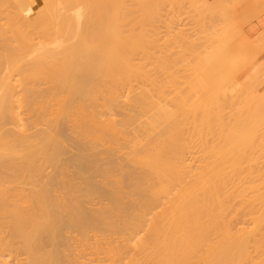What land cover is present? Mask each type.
<instances>
[{"label": "bare ground", "instance_id": "6f19581e", "mask_svg": "<svg viewBox=\"0 0 264 264\" xmlns=\"http://www.w3.org/2000/svg\"><path fill=\"white\" fill-rule=\"evenodd\" d=\"M9 1L10 0H0V6H1V4H3V2H5V3L11 2V1L10 2ZM67 1H69V0H67ZM88 1H87V4L85 1V3L83 2L84 4L82 3V5H84V6L88 5L89 4ZM113 1L114 0H112V1L110 0V2L112 4H113ZM117 1H119V0H117ZM152 1H154V0H151V3H152ZM162 1L163 0H161V2ZM133 2H134V0H133ZM145 2H146L145 9H147V7H148L147 2L149 4L150 0L145 1ZM154 2H156V0ZM171 2H172V0H171ZM173 2H174V0H173ZM181 2H183V1L181 0ZM5 3H4V5H5ZM66 3L67 2L65 0H44V1L43 0H24V4L22 5V6H24L23 7L24 9H28V10L29 9H32V10L36 9L35 11L40 9L41 12L42 11L45 12L47 17H48V9L50 11V14H49L50 18L48 17L50 19V21H48V22L51 23L53 32H50V35L47 37V34H44V33H46L44 28H42V30L39 28L40 32L37 31V32H39L38 33L39 40L41 38L42 39L40 40V42L38 39H36V40H38V41L35 40L37 43L32 41V40H30V41L28 40V39H31L30 37H32V35H33V34H31L32 31H30V30H32V28L31 29L28 28V30L30 29L29 31L31 32L30 33L31 36H29V38H28L26 36H28L27 34H29L28 33L29 31L25 30V31H27L25 33H23L24 31H22L25 29L24 26L21 27V28H23L22 30L19 29L20 25L18 26L19 28H16L17 26L13 27V25H16V24L18 25V24L22 23L21 22L23 20L22 15L24 13L20 14L21 11H20V13L19 12L17 13L18 15H16L14 13V16L12 15L13 16V18H12L11 14H12V12H15V11H12L13 8L11 7L10 10L12 12H9L10 20H9V16H8V18H6L8 20L7 24H10L9 22H11L12 19L16 18V16L18 17L19 15H21L20 16L21 18L20 17H18V18H20L22 20L20 21V19H19V21L21 23L16 20L17 22H19L16 24H15L16 21L11 22V24L14 23L11 26V27H13L12 31H11V27H9V25L7 28L12 33V35L15 36V38L19 37L18 39L16 38L17 40L15 38H13L16 41L13 40L12 38L11 39H12V43L16 42L15 45H19L18 47L21 50L18 49L17 46L15 47V46L8 44L6 42L5 43L7 45H11V46L9 48V46L5 45L6 46L5 47L4 43L0 40L3 43V47L5 48V49L3 48V50L6 51L5 55L10 52L9 50H11L12 46L15 47V48H13L15 50L12 49L13 53L10 52L11 55L14 54L13 57L10 56V54L8 55L9 57L7 55L5 56L3 54L4 52L2 53V51H3L2 48L0 47V264H264V201L262 200V202H261V198L263 197V199H264V194H263L264 193L263 192L264 186H262V185H264V183L261 182L264 179V175H263L264 171L262 172L260 169L258 171H260L261 173L256 171L260 167V165L258 164L259 165L258 168L254 167L255 164L253 162H255V158H254V161H252V159L255 155H251V153L255 154V152H257L260 156L264 155V153H263L264 149H263V151H261L262 154L259 153V151L263 148L261 146L262 145L264 146V144H262V141H261V143H257V142L254 143L255 139H253V138H255L253 136L258 134L257 132L260 129L259 123H261V126L264 124V118H263L264 117V114H263L264 110L262 111V109L264 108V106H263L264 100H262L258 97H257V100H256V97H255V99H253V97L256 96L254 93L255 92L254 89L257 88V85L256 84H255L256 86L254 85L255 86L254 89L252 88L253 87L252 85L259 80V77H257L258 79H256L255 80L256 82H254V81H251L254 78V76H253L254 74L251 73V74H253L252 77H250L251 75H249V77L251 79V80L250 79L249 80L251 82L250 83L248 82V84H249L250 88H252V90H250L247 86L245 88L243 87L244 89H246V91H245L246 94H244L243 91L242 92L240 91L241 92V93L239 92L240 94L236 91L238 93L239 99H242L241 98L242 96L240 97V95L242 93H243L242 95H246L244 97V99H242L243 102L241 104L242 100L239 102L238 97L234 96L235 92L233 93V91H235V90H232L231 88H229V87L235 86L234 85L235 82L233 81L234 83L232 84L231 81L235 77L234 75H235L237 69H235L236 71H233L234 70L233 68L230 69L231 71L234 72V74L232 73L233 74V78L231 76L232 80L227 79V82L230 81L231 84L230 85L226 84V85H228V88L232 90V95H230L231 92L225 86V84H223L224 85L223 87H226L227 88L226 90H228L230 92V94H229V92L227 91L228 92V93L226 92L227 95L229 94L230 96H232V97L234 96L235 98H231L230 100L226 99V97H225L226 93L223 94V97H221V98L228 100L229 101L228 105L232 99L235 100L237 98L235 100L236 105L238 104V102L241 104V105H239L240 106V108H238L239 110L241 109V106L243 105L242 107H243L244 111L240 110L241 112H239V111L237 112L238 109L236 107L233 108V109L236 108L235 111L237 112V114L235 111H233V109L231 110V112L233 113L234 116H236L238 118L240 117L239 120H238V118L235 117V119H236V121H235V120H233L232 114H230V115L226 114L227 117L229 116V118L226 120L227 117L223 114H225L224 112H228V110H226L224 112H223V110H221L225 107L224 105L226 103L223 102L224 100L223 101L220 100V101H222V103H220L218 101V99H220V96L219 95L215 96L218 93H220L218 90H220L221 87H219L220 89H218V90H212V88L215 87V85H216L215 84L216 78L214 79V81H211L209 79L212 82V83L210 82L211 87H212L211 88V87H209L210 86L209 80H206L208 78L206 75V79H205L206 81L204 79L203 80L206 82V87H207V85H209V86L205 90H206V92H208L209 88H211L210 90L214 91L213 93L216 92L217 94H215L213 96L215 98H214V101L212 99V104L214 102V107H215L216 106L215 105L216 100L219 102V104H218V102H216V104H218V105L216 106V109H214L215 112L211 109V108H214L212 105H211L212 107L210 106L211 107L210 112L206 109L207 105L204 108L206 110V113H208V114L212 113L211 115H213V112H214L213 116L217 115L216 117H217L218 121H220V122H218L216 120V118L214 117L215 121L212 122V120H214V119H212L211 122L214 123L217 121L216 123L217 124L219 123V124L216 126V123H214V125L216 127L211 128V125H213V124L210 123V118H212L213 116L210 115V117H209L208 115L205 114V112L203 113V111H205V110H203L200 112L201 115H199V117L202 118V115L205 114L207 118L205 117V115H203L204 118L202 121V119L197 117V114L195 115L196 112H194V115H193V116H195L194 118L196 120L198 118V121H199V119L201 121V122L199 121L200 123L197 121L200 124V125H198L200 127V132L198 130L199 127H198V129H197V127H195V128L193 127V129L198 131L201 134L200 135L199 133L194 132L193 129L190 130V128H188L190 124H191V126H190L191 128L194 124L192 122L194 120V118L192 120L191 113H190V118L192 121L189 120L190 124H188V125L185 124L186 121L188 120L187 117L189 116L188 115L189 113H186L187 116H186V114L184 115V113L187 110L184 109L185 106L183 108V104H182V108L184 109V111H183L184 113H183L182 112L183 109L181 108V106H180L181 104L179 103V101L186 99V96H188V94L190 93L189 91H192L193 87H190L191 88L190 89L189 88L190 85L187 87V89H185L188 92V94L186 93V95L184 94L185 91L183 93H181L182 88L180 89L178 86L175 87V88L180 89V92H178V93H180L182 95L184 94L185 97L184 96L182 97V95H181V97L184 98L182 100L181 99L177 100V98L179 97V94L177 96H173L174 98L172 97L173 102H174V105L173 104L172 105H173L174 110L176 108L175 111L173 110V108L171 109V107H169V108L166 107L167 105L170 106V104L172 103V98H170L171 102L168 101V104L166 103L167 105L163 104V107L165 106L166 109H168V110L171 109L169 111L170 113L168 111H165L164 110L165 108H164L162 111L163 113L161 115V111L159 110L160 109L159 104L162 105L161 103L167 102V100H168L167 98H169V96H172V94L175 93L174 91H178L177 89L174 90L175 89L174 86H175V83L177 84V82H179L178 80H180V79L177 80L174 78L175 79V81H174L172 79L174 76L171 75V77H170V74L168 73L169 71L167 69H165V67L163 68L159 64V67L161 69L162 68L164 69V73L162 72V70L160 73L162 75L166 74L163 76H167L169 74V76H168L169 80L167 79L168 80L167 82L170 83L169 85L167 82H166L167 84H164V83L162 84V81L165 82V79H166V77H162L161 78L162 79L161 84L163 85V88H161L162 85L157 84L159 82H156V81L160 80V79L157 80L159 78L157 75H160L159 71L155 72V69H154L153 70L154 72L152 73L151 71H146L145 68H143V62H145V63L147 62L148 63L147 65L150 64L152 66L151 61H154L153 60L154 58L151 60L149 58L150 55H152V53H150L151 51L147 52L150 54H147L145 51V54L149 55L148 57L146 56L147 59H149L146 61H144L143 58H140V56H139V58H136V57L131 58L129 56V54H132L133 52L136 53L133 50H136V49H137V51L139 50L137 48V43H139V42L141 43L143 41L142 38L139 36L140 33L138 34L137 37L141 38V40L139 39L140 41H137L134 43L132 40L133 44H130V46L127 44L128 42H125L126 40L124 41L126 43V45L129 46V50L126 46V48L128 50L127 52L132 50L131 51L132 53L129 52V54L127 55L129 57H125L126 55L122 57L123 53L120 54L119 52H120V50H122V51H124V50L123 49L118 50L119 49L118 47H119V45H121V47L123 44L125 45V43H121L122 38L124 40L125 35H123L124 37H122L119 30L117 29L118 25H116L117 26L116 28L114 26V30H112V31L114 32V34H116L115 30L117 29L118 30L117 35L112 34L111 33L112 31L110 30L111 35H113L114 36L113 38L115 39V36H118L120 34L121 35L120 38L121 37L122 38H121V41H119L120 38L118 36L117 39L114 40V42L111 41L112 43H114L113 45L111 42H110V45H108V48H109V46H111V49L112 48L114 49L115 47H117L114 50H116L117 52L119 51L118 53L121 55V57H118L120 55H118V56L116 55L117 57H113L112 55H114V53L117 54L116 51H113L114 52L113 53L112 52L113 49L112 50H105L106 49L105 47L107 45L108 40L105 41L106 39L105 40L103 39V41L106 43L102 42L101 39H100L101 43H98V42H100L98 39H97L98 41H95V42L92 40V38H91V40H87V38H89L90 36H92L94 34V33H92L93 31L95 32V31L99 30V29H97L98 27H96L95 29H92L89 27V29L91 30L90 31L88 29V27L86 29H85V27H83L84 28V30H83L82 26L80 25L82 31H84V34L87 33V35H89V36L81 34L82 31L79 29L80 27H78L79 25H77V23L79 22L78 20L84 15L82 13L85 10L83 11L81 8H79L82 10V12L79 11V9H78V11H79L78 12L75 9L76 10V15H75L74 14L75 11L69 10L68 6H67L66 10H65V8H63V5L64 4L66 5ZM75 3H77V2H75ZM93 3L95 4V7H97L98 5L101 6V3L99 1H98V4H96V2H93ZM106 3H107V1H106ZM119 3H121V2L119 1ZM135 3H137V2L135 1ZM139 3H140V5H143V7L145 6L142 3V1L138 2L137 4L139 5ZM162 3H160L159 5H161ZM169 3H170V1H169ZM175 3H176V1L174 2V5H175ZM71 4H73L72 1H71ZM94 4H92L93 9H94ZM115 4L118 5V2ZM178 4H180V3L178 2ZM178 4L176 3V5H178ZM57 5H59V6H57ZM60 5H61V8H60L61 10L58 9V7H60ZM67 5H70V1H69V4L67 3ZM92 5L89 7H92ZM113 5H111V7ZM121 5H123V4H121ZM121 5L117 7L118 10L121 7ZM140 5L137 6L139 11L141 9H143L140 7ZM154 5H156V4L154 3ZM154 5L151 4V5H149V7L151 8V6H153L155 8ZM165 5H161V6L163 7ZM170 5H171V3H170ZM172 5H173V3H172ZM172 5H171V7H169V9L167 8L168 10H166V8L163 7V9L167 11L166 13L169 14L170 13L169 11H172V10H170V9H173L172 7L174 5L173 6ZM183 5H182V7H183ZM201 5L202 4H200V6ZM17 6H19L18 3H17ZM114 6L116 7V5H114ZM114 6L112 7V10H114L113 9ZM13 7H15V6L13 5ZM89 7H87V8H89ZM101 7H103V5ZM104 7L106 8L107 4ZM123 7H125V6H123ZM157 7H158V5H157ZM179 7H180V5L178 6V8ZM191 8H193V6H191ZM17 9H16V12L19 11L21 8L19 10H17ZM54 9H57L56 11H60V13L57 12V14H56L57 16L59 14H60L59 16H61L62 15L61 12L64 10L67 11V9H68L69 12H66V13L63 12V15L69 16V19L66 21L67 17L64 18V16H61L62 18L56 17L57 20L53 19L54 15L51 14V12ZM97 9L99 12L100 9L99 8H97ZM102 9H101V11H102ZM107 9L104 10V11H106V15H107V11L110 10V9L109 10H107ZM121 9H122V11L125 10V9L123 10L122 7H121ZM128 9H130V8H128ZM159 9H161L160 6L157 10H159ZM135 10H136V8H135ZM144 10H142V12ZM150 10H152V9H150ZM176 10H175V12H177ZM179 10H181V7ZM192 10L194 11V8ZM192 10H190V11H192ZM24 11H25V13L30 12V11L27 12L26 10H24ZM70 11H71V14H70L71 16L67 14V13H70ZM104 11H102V12H104ZM131 11H133V10H131ZM146 11H144L143 13H145ZM204 11L206 12L207 9L205 8ZM211 11H212V9H211ZM4 12H5V10L3 11L2 15L4 14ZM77 12L79 14H81V17H80V15L78 16ZM158 12H160V10L157 11V13ZM161 12L164 13V11H161ZM209 12H210V10H209ZM38 13L39 12L37 11V14ZM90 13H92V12H90ZM96 13H97V10H96ZM149 13H148V17H147V14H146V17L145 16L144 17L142 16V17L145 20H146V18L151 20V17H152V19L157 17V15H156L153 18V15H152L154 13L153 10L150 13L151 17L149 15ZM160 13H158V15H162ZM171 13L173 14V11ZM171 13L169 15H171L173 17V15H175V13L173 15ZM73 14H74L75 18H73L74 17ZM112 14L115 15V13H112ZM132 14H131V16H132ZM135 14H138V13L135 12ZM135 14H134V16H135ZM190 14L187 13L188 17L191 20ZM207 14L208 13H206V15ZM210 14H211V12L209 13V15ZM27 15H29V14H27ZM32 15H34V13ZM104 15H105V13H104ZM104 15L99 14V16H103V17H104ZM193 15L194 16H192L193 17L192 19H194L195 15H197V13H194ZM255 15L257 17L258 14H255ZM6 16H7V14H6ZM6 16L4 15L3 19H5ZM31 16H30V19H31ZM109 16H111V15H109ZM117 16H118V12H117ZM125 16H126V14H125ZM134 16H133V18H135ZM182 16H184V15H182ZM251 16H252V14H251ZM33 17L36 18V16H32V19H33ZM112 17H113V15H112ZM114 17H116V16H114ZM119 17L122 18V16H119ZM139 17H140V15H139ZM197 17H195V19L192 20V22L195 21V23H197L196 19H199V17H201V16H199V14H198ZM204 17H201V19L203 18L202 19L203 22L205 19ZM256 17H254V18H256ZM0 18H1L0 20H2V17H0ZM39 18H40V16H39ZM85 18L84 17H83V19L81 18L82 19L81 23ZM159 18H161V17H159ZM159 18H158L159 21L161 19H163V18H161V19H159ZM169 18H170V16H169ZM169 18L167 16L168 20H169ZM209 18L212 19L211 15L207 19H209ZM70 19H71V21H70ZM91 19L94 20L93 17H91ZM128 19L130 20V17H128ZM177 19H178V17H177ZM177 19H175L176 20L175 22H177ZM201 19H200V21H201ZM207 19H205V22H204L205 24L208 21ZM24 20H25V18H24ZM40 20L42 21V19H40ZM158 20H156V21L159 23ZM187 20L188 19L186 16V21H184L186 24H187ZM100 21H102V19ZM105 21H107V20H103L102 22L104 23ZM109 21H111V20H109ZM135 21L138 22L137 20H135ZM135 21L132 23H136ZM140 21H142V18ZM148 21H146V22L148 23ZM162 21H165V20L163 19ZM210 21L211 20H209V23L207 22L209 25L212 23ZM30 22L33 23L34 21L33 22L30 21ZM139 22L137 23V25H134V24L133 25L134 26H138V24L141 25ZM149 22H151V23L153 22L152 23L153 27L158 25V23H156L157 25L154 24L155 21L151 20ZM165 22H167V20ZM165 22H163V23L165 24ZM184 22L179 21V23H182V24ZM220 22L221 21H219L217 24V22L215 21L216 26L218 25L217 28H216V26L215 27L213 26L214 24H212V27L210 25V27L218 30ZM222 22L224 23V21H222ZM2 23H3V21H2ZM42 23H44V22H42ZM47 23H45V24L47 25ZM87 23L89 25L88 21H87ZM119 23H120V21H119ZM126 23L129 24L130 22L129 23L126 22ZM132 23H130V25ZM199 23H201V22H199ZM116 24H117V22H116ZM123 24H125V20H124ZM198 24H196V26ZM208 24H207V26H209ZM21 25H25V24H21ZM30 25H31V27H35L36 23H35V25L34 24H30ZM30 25H29V27H30ZM92 25H93V23H92ZM145 25H147V24H145ZM169 25H170V23L168 22V26ZM224 25H225V23L223 24V26ZM207 26L205 25V27H207ZM0 27L2 28L3 25ZM48 27H50V26H48ZM150 27H151V25H150ZM193 27L194 26H192V30H190L189 35L191 34V32H193V30H194ZM197 27L200 28V24ZM201 27H202V25H201ZM127 28H126V30H127ZM131 28H132V30L134 29L133 27H131ZM141 28H143V26L140 27V29ZM176 28H174V29H176ZM87 29L89 30L88 31L89 33L87 32ZM140 29H138V30H140ZM171 29H173V27H171ZM187 29H191V27L187 28ZM207 29L209 30V28H207ZM219 29H221V28H219ZM34 30H36V29H34ZM43 30H44V32H41ZM79 30L81 32H79ZM143 30H145V28H143ZM143 30H142L143 34L141 33V35L144 36ZM150 30L151 29H149V31ZM181 30L182 29H180V31ZM183 30H184V28H183ZM201 30L204 31L205 28H201ZM212 30L213 29H211L210 31H212ZM238 30H240V29H238ZM1 31H2V29H1ZM161 31H158V32H161ZM180 31L178 29V31H176V33L179 35ZM35 32H33V33H35ZM118 32H119V34H118ZM132 32H130V36L132 35ZM188 32H189V30H188ZM218 32L219 31H217V32L215 31V33H218ZM3 33H5V32L2 31L1 34H3ZM40 33H42V35L44 34L46 36H44V35L40 36L41 35ZM96 33L100 34L99 32H96ZM103 33H105V32H103ZM137 33L138 32H135L134 34H137ZM199 33H200V31H199ZM205 33H209V32L207 31ZM36 34H34V36ZM177 34H176V36H177ZM195 34L197 36L199 35V34L194 32L193 35L195 36ZM239 34L240 33L237 34V30H236V35L239 36ZM6 35H8V34L6 33L4 38H5V40H8L10 37L6 36ZM38 35H36V36H38ZM94 35L96 36L95 38H97V34H94ZM106 35L108 36V34H106ZM145 35H146V33H145ZM169 35H170V33H169ZM169 35H167V38ZM211 35H213V34H211ZM82 36L83 37L86 36V39L81 40ZM130 36L128 35V36H126V38L129 37V39H130ZM147 36H149V35H147ZM170 36H172V35H170ZM186 36H187V38L189 37L187 35V33H186ZM186 36H185V38H186ZM240 36H242V35H240ZM6 37H9V38L7 39ZM20 37L22 39H20ZM45 37H47V38H45ZM100 37H98V38H100ZM179 37H181V35ZM25 38H27V40ZM34 38H36V37H34ZM34 38H32V39H34ZM146 38L147 37H145V39ZM161 38H163V37H161ZM187 38H186V40H187ZM198 38H199V36H198ZM204 38L206 39V37H204ZM19 39H20V41H19ZM44 39L48 43L44 42V43H46V44H44L43 42H41ZM129 39H128V41H130ZM136 39L137 38L135 37V40ZM145 39H144V41H147V39L146 40ZM150 39H151V37H150ZM200 39L201 38H199V40ZM234 39H236V41H237L238 38L233 37V40ZM159 40H161V39H159ZM186 40H185V42H186ZM190 40H187V41H189L192 44L193 41L192 40L190 41ZM217 40H218V38L216 39V41ZM13 41H15V42H13ZM26 41H27L28 45L26 44ZM200 41H202V39ZM207 41H209V40H207ZM207 41H206V43H207ZM210 41H211V39H210ZM10 42H11V40H10ZM31 42H32V44L34 43L35 47L33 45L31 46V44H30ZM147 42L149 43V41H147ZM152 42H154V41L151 40V43ZM156 42H157V40H156ZM230 42H231L230 37H229V39L228 38L227 39H219L218 40L219 46L212 42L213 45L208 44L205 47V49H207V50H205L203 47V53L204 54L202 53V50H201L202 47H201V49H199L201 51L200 53H202L204 56H207L209 54H210L209 56H211L213 53L215 54V52H216V55H218V56H216V58L221 56V57L217 58L218 60L216 58H214V55H212V57H207L208 58V60H207L206 57H204L203 55L201 56V54H199L198 51H193V52H195V53L198 52L196 55L199 54L198 56L202 57L201 58V57L197 56L198 59L201 58L202 63H204L206 60H207V63L209 61H210V63H212V61H213V63L216 62V64L214 63V65L213 64L211 65V67L213 66V68H214L215 65L221 66L220 61L222 60V58H224V57L226 58L227 55H225V54L227 52L230 53V55L228 54L229 57L232 56L233 53L235 54V57H236V55L237 56L240 55V52L237 53L239 51V49L235 50L238 48L237 45L235 44L236 45L235 47H237V48H235V47L233 48V46L230 45L231 43L233 45V42L236 43L235 40L232 41L231 43ZM239 42H241V41H238L237 44ZM244 42L246 43V41H243V43ZM143 43H145V42H143ZM159 43L157 45H162V43L161 44H159ZM174 43H175V41H174ZM206 43L204 41L205 45H206ZM245 43L243 46L246 48L245 45L246 44L248 45V43H246V44ZM103 44L105 45V47ZM147 44H143V45L146 46ZM198 44H201V42L200 43L198 42ZM259 44H261V43H259ZM262 44H263L262 47L264 48V42ZM0 45H1V43H0ZM38 45H39V47H38ZM143 45H141V46H143ZM152 45H154V43H152ZM165 45H167V44L165 43L163 45V47H165ZM187 45H189V44H187ZM216 45H217V49L215 48ZM141 46H138V47H141ZM147 46H149V45H147ZM208 46H211L213 48H210ZM240 46H241V44H240ZM243 46H241L242 50H244ZM31 47L33 49H35V48L36 49L33 51ZM151 47L152 46H150V48ZM7 48H9V50ZM126 48H125V52H126ZM130 48H131V50H130ZM143 48H145V47H141V50H139V51L143 52L144 51ZM181 48L182 47L180 46V50H182V52H180V53H186V54L189 53L188 51L186 52V50H185V52H183L184 48L183 49H181ZM214 48L216 49L215 51H213ZM231 48H232V50H235L237 52H235V51L232 52ZM258 48H259V46H258ZM263 48L261 49L262 51H263ZM16 49H18L17 52L19 51V52H21V54L17 53ZM154 49H155V47L153 48V50ZM247 49H248V47H247ZM251 49L249 48V50H250L249 52H251ZM165 50H166V47H165ZM196 50H198V48H196ZM258 50L260 53V51H261L260 48ZM105 51L108 53L112 52L113 54H110L109 55L110 57H109L107 55L108 53H105ZM155 51H156V49H155ZM161 51L164 52L163 49ZM171 51H173V50H171ZM171 51H169V53H163V54H167L169 56ZM189 51H190V49H189ZM125 52H124V54H126ZM167 52H168V49H167ZM241 52H243V51H241ZM95 53H97L96 55H98V53H99V54H103V56L104 55H106V56L105 57L99 56L100 58H98V56L95 57V55H94ZM195 53H193V55ZM205 53H206V55H205ZM16 54H19V55L15 56ZM92 54H93L94 58L91 57ZM178 54H179V51H178ZM221 54H223V55H221ZM234 54H233V56H234ZM84 55H87V57H85ZM139 55H140V53H139ZM153 55H154V52H153ZM187 55H190V54H187ZM242 56H244V55H242ZM152 57H156V56L154 55ZM160 57H157V59L155 58V60H159V59L161 60ZM165 57H167V56H165ZM184 57H185V59L187 58L186 56H184ZM241 57H237L234 60L237 61L239 59L241 61V59H240ZM164 58L162 60L166 59V58L165 59ZM176 58H177V56L175 58L172 57V59H176ZM225 58H224V60H225ZM180 59H181V56L179 57V59L177 58V60H175V61H178ZM195 59L193 58V61L197 62V58H195ZM203 59H205V61H203ZM230 60L231 59H229V61ZM182 61L185 63L186 60L185 61L182 60ZM198 61H200V60H198ZM217 61L219 62V64ZM163 62H165V61H163ZM192 62H189L191 64V66H193L192 64H194V62L193 63ZM152 63H155L154 66L157 65L156 62H152ZM165 63H167V62H165ZM186 63H187V61H186ZM222 63H223L222 66H225L226 62L221 61V64ZM179 64H181V63H179ZM235 64L236 63H234V66H235ZM200 65H201V63H200ZM171 66H170V70H171ZM176 66H179V65H176ZM176 66H173V67H176ZM208 66H210V64ZM219 66H218V68H216V70L219 69V71H220L221 69H223V67L221 68ZM227 66L224 67V71H226V73L230 71L229 68H227ZM236 66L238 67V64ZM159 67L157 66V69ZM181 67L185 68V66L180 65L179 68H181ZM195 67H196V69L194 68L195 70H197L199 68H200L199 70H202L201 66H199V67L195 66ZM206 67H207V65L206 66L204 65L203 70H206L205 69ZM160 68H159V70H160ZM182 68H181V70L184 71V68L183 69ZM226 68L229 71H227ZM143 69L145 70V72L147 74H149V73H150L149 75L152 74L150 77H152L153 74L155 75V73H158V74H156V77H158V78L156 79V77L154 76L152 81H151L150 78L149 79L147 78L149 75L147 76L144 73ZM173 69L170 71L171 74L175 73L174 71L176 70V68L174 69V71H173ZM194 69L192 67V71H195ZM239 69L241 70V68H239ZM165 70H167V73ZM178 70H180V69H178ZM172 71H173V73H172ZM187 71H185L188 74V77H186V78H189V76H190L189 74L191 72L188 69H187ZM219 71H218V74H220ZM224 71L222 70L221 74L225 75V77H226V73ZM176 72H177V70H176ZM212 72H213V70H212ZM192 73H191V75H192ZM195 73H193V75ZM199 73H201V72H199ZM204 73H205V71H204ZM182 74H183V72H182ZM181 75H178V76H181ZM144 76L146 79L144 78ZM201 76H203V75H201ZM217 76H214V77H217ZM229 76L230 75H228V77ZM209 77H210V73H209ZM163 78H165V79L163 80ZM186 78H184V79H186ZM144 79H145V84L147 83V84H149V86L150 85L152 86V87H150V91L152 93L151 92L150 93L153 95V97H151V94H149V92L144 93V91H146V90L148 91V89H145V85H143ZM154 79H155V82H153ZM194 79L195 78H193L192 83L194 82ZM196 79L199 80L200 76H199V78H196ZM201 79H202V77H201ZM263 79H261V80H263ZM146 80H149V81H146ZM176 80H177V82H176ZM181 80H180V85H181ZM212 80H213V77H212ZM216 80L218 81V79H216ZM219 80H220V78H219ZM173 81L175 82L174 84H173ZM150 82L155 83V84L152 85ZM205 82H202V83H205ZM261 82H257V84L260 83L259 84V86H260L262 84ZM196 83H200V81H198ZM244 83L243 84L241 83L242 86L246 85ZM263 83H264V81H263ZM194 84H195V82H194ZM213 84H215V85L212 86ZM154 85L158 86V87L155 88ZM195 85H198V84H195ZM263 85H261V86H263ZM168 86H170L171 89ZM202 86H205V85L203 84ZM218 86H220V85H218ZM223 87H222V89L225 90V88H223ZM146 88H148V86H146ZM157 88L158 89L160 88V90H157ZM199 88L197 87L198 90H200ZM152 89L154 91H152ZM155 89H156L158 94H159L158 91H160L162 93V95H163V91L165 92L167 89H168L169 93H170V90H171V92L172 91L173 92L169 96H168L169 93L168 94L165 93L164 96H162V97H161V95H158V96H160V100H161V98L163 100L166 99L164 102H163V100H162V102L159 101L157 99L159 97L155 96L156 97L155 101L157 100L156 104L159 106V109L157 108L158 109L157 110L155 108H152V110H153L152 111L151 108H150V110H148V108H149L148 106L155 104L154 101L152 102V99H154V94L156 93ZM247 89H249V90L247 91ZM224 90H223V92H224ZM239 90H243V89H239ZM255 90L260 93V94H258V92H256V94L262 95L263 91L260 92L257 89H255ZM153 92H154V94H153ZM197 92H198L197 94L200 93L199 91H197ZM203 92L205 93V91H203ZM223 92H221V93H223ZM249 92H252V94ZM157 93H156V95H157ZM221 93H220V95H222ZM147 94L150 96V99H148L149 96H147ZM206 94L203 95L204 98H205ZM249 94H251L252 96H250ZM165 95H167L168 97L164 98V97H166ZM190 95H191L190 98L192 100H195V99H193L195 97H192L194 95H192V93ZM199 95L198 96L196 95L197 99L201 98V97H199ZM207 95H209V93ZM145 96H147V98H145ZM262 96H261V98H262ZM217 97H219V98H217ZM228 98H230V97H228ZM245 98L248 100H246ZM251 98L253 100H256L258 102L257 104H259V100L263 101V102H261V106L259 104L257 107V104H255L256 101L252 100L253 102L252 101H250V102L252 103V105H256V107L254 106L251 109L250 108L251 105H250V107L247 108L246 106H248V105H246V104H250L249 99H251ZM146 99H147V101H146ZM174 100H177V101H174ZM205 100H206V98H205ZM205 100H201V105L203 104V102ZM208 101H206V102L208 103ZM235 102L230 103V105L231 104L234 105ZM146 103H147L148 108H145V109H146V111L149 112L150 116H152L154 109L156 111H159L158 113L154 112L155 116L153 115V117H156V119L152 120L153 117L149 116L151 119L148 117V115H149L148 112H146L144 110V107H146L145 106ZM186 103L188 104V102L185 101L184 104L186 105ZM196 103H197V101H196ZM209 103H208V105H210ZM223 103H224V105H223L224 107L222 106ZM157 105H155V107H158ZM189 105H186V106H189ZM152 106L154 107V105H152ZM179 106H180L179 109L180 110L182 109L181 112L178 109ZM191 106H189V107H191V109H195V108H193V107H195V104L194 105L192 104ZM218 106L221 109H219ZM244 106H245V109H244ZM262 106H263V108H262ZM197 107H199V106H197ZM227 107H229V106H227ZM259 107L261 110L259 109V111H257V108H259ZM255 108H256V111H255ZM177 110H179V111H177ZM200 110H201V107H200ZM217 110H218V112L216 113ZM150 111H151V113H150ZM176 111L178 112L177 115H179V112L183 114V116L181 115L180 117L181 118L183 117L182 119L184 122V123L183 122L181 123V124H183V126L178 124L179 122H177V124H178L177 126H179V129L181 128L180 130H182V131L177 130L178 127H176L177 128L176 131H179V133H181V134L183 132L188 133V135L186 134L187 137L189 136L188 141L186 140V137L184 135L186 142L190 141V137L193 135V133H192V131H193L194 135H195V133L200 135V136H198L200 138L196 137L194 140L198 139L196 141H199L200 144L204 143L206 140L205 137L207 135V131L211 130V129L214 130L216 128L217 129L219 128L217 131L216 130L214 131L216 133H218L220 131L218 133V137H217L216 133H214L213 138H212V135H211L212 130H211V132L208 131L209 136L207 135V137H210V140H211L210 146H208V144H206V143H210V142H205V145L201 144V145H203V146H201V148L202 147L204 148V146L206 148L208 146L207 150L204 148V150L206 152H201V153L206 154V155L204 154L205 157L202 154L201 155L199 154L200 155L199 156L197 151H195V152H197L196 154L194 153L195 155L198 156V158L200 157V160H199L196 156V158H197L196 164L203 159V161H201V163H198V164H205V165H203V168L201 165V168L203 170L199 167L200 165L199 166H197L196 164L191 165V164H193V162L195 163V161L193 159H190V158H193L195 155H191L192 153H190L189 160L193 161L192 163H191V161L188 160V157H187L188 155H185V154H187L186 151L189 152V150H191L190 148H189V150H187L188 147H190L189 146L190 142L186 143L185 141H183L184 137L182 135H180L179 133H176V135L174 134L175 135V136L173 135L174 137L172 135H170L171 138L169 136V134L172 133L173 130H174L173 133H175L176 123L174 125L172 124L174 126L173 127L174 129L172 128L173 130L171 132L169 131L171 129V126H172L171 123L176 121L175 119L182 120V119H180V117L178 118V116H177V118H175V115L177 113ZM197 111L199 112V110H197ZM246 111H248L247 115L250 114L249 116L246 115ZM253 111L255 113H257V115ZM144 112H145V114L146 113L147 114L144 115ZM165 112H168V114ZM258 112L261 113V115L258 114ZM171 113H173L174 115ZM238 113L239 114L241 113L242 117L240 115H238ZM169 114L171 116L173 115L172 116L173 118ZM221 114L223 115V117H221ZM253 114L255 115L254 120L258 119V121H257L258 126L254 122L257 127L253 123L254 120L253 121L250 120L252 117H254V116L251 117V115H253ZM168 116L172 119L175 118L174 121H172V119L170 120V118L167 120ZM184 116L186 117L185 119H187V120L184 119ZM246 116H247V118H246ZM143 118H145V120L147 119L148 121L143 120ZM205 118L207 120H205ZM221 118L222 119L224 118L223 120L225 121V124H226V121H230L231 119L233 120V121H231L232 123H229L230 125L227 122V125H229L228 128L230 130H228V128H225V124L222 125L224 122H223V120H220ZM196 120H194V122H196ZM237 120H238V122H237ZM240 120L241 121L243 120V122L240 123L239 122ZM244 120L247 122H248V120L252 121V123H250V122L249 123L253 124V126L252 125H250V126H252L253 128L255 127V129H253V130H255V134H254V131H253V133L251 132L252 127L251 128H249L250 126L248 127L249 123H246ZM165 121L168 125H166ZM167 121H170L171 123H169ZM189 121H187V123H189ZM207 121L209 122L208 124H207ZM234 121L236 123H234ZM145 122H146V124L147 123L151 124V126H149L148 128H149V130L153 131V132L150 131L149 134L151 135L153 133V135H155V136L152 135L154 137L153 139H155L156 136L159 139V137H160L159 134L160 135L166 134L167 132L163 133L165 131L169 132V134L167 133L168 134V136H167L168 140L167 139L166 140L168 142H172V143H170V145L171 144L172 145L166 146V148L168 150H166V148H165V152H164L163 151L164 148L160 147V146L165 147V144L167 143L165 139H164V141L162 140V137H160V138L163 142H158L159 144L156 143L157 147L154 144L155 145L154 147H156L157 150L159 149L158 152L152 146L153 143L151 144L149 142V141L153 142V139L149 140V139H151L150 137H152V136L149 137L148 136L149 134L145 133L147 135H145V138H144V132H145L144 128L146 127V129L148 130L147 126L144 127ZM162 123L165 124V126L163 125L164 128H163V126H161ZM201 123H203V124H201ZM220 123H222V124L220 125ZM244 123L246 124V127L249 128V130L252 134V136H251V134H249L250 138L253 137L252 138L253 142H251L253 144H251L249 142L250 139H249V141H247L250 145H252V147L250 146V149L252 148L251 149L252 151H250L249 147H248V149L246 148L247 150H249L250 155H246L247 151H246V149H244L245 146L244 147L242 146V145H246L247 142L244 140V142H246V143L241 145L243 149L239 148L240 147V144H239L240 143V141H239L240 137L238 135L236 137L234 134H232L233 131L236 134V132H238V130H240L239 128L243 127L242 125ZM204 124L206 125V128L207 127H209V128H207L208 130L205 129V130H207L205 135H204L205 140L203 142H201L202 141V139H201L202 129L205 126ZM231 124H233L234 128L238 127V129L236 128V130H234V128L231 126ZM234 124H236V126ZM245 124H244L243 128H245ZM159 125L161 126L160 128H158ZM184 125L186 126V128L184 127ZM167 126H169V127H167ZM194 126H196V124H194ZM201 126H203V127L201 128ZM223 126L225 128L224 133H225V131H226V133L227 132L229 133V131L233 130L232 133L230 132L229 136L226 137L227 140L225 139L224 133L222 132L224 129V128H222ZM151 127L156 128V129L155 130H153V128L150 129ZM258 127H259V129L256 132V128H258ZM167 128H169V129H167ZM187 128L190 130L189 131L190 135L192 133L191 136L189 135ZM243 128L241 130H243ZM261 128H263V127H261ZM157 129H160L163 132H161L159 130L158 132H156V134H154V131H157ZM164 129H166V130L164 131ZM184 129H186V130L183 131ZM241 130H240V132H242V133H240V135L241 134L243 135V133L246 134L249 132V130L246 128H245V130H243L245 132H246V130H248L246 133L241 131ZM260 132H261V130H260ZM220 133L222 134V138H223V140L220 141L221 144L220 143H219L220 145L218 144L221 147L220 150H224L225 152H228V150L226 151L225 149L232 147L231 148L232 152H231V150H229L230 152H228V153H224L223 151L220 152L219 151L220 147H218V145H217L218 148L214 147L215 146L214 144L215 143L217 144L219 142L218 139H216V141L214 140L215 139L214 135H216L215 136L216 138H219V136H220L219 139L221 140V134ZM228 133L226 134V136L228 135ZM178 134H179V136L182 137L181 138L182 140L179 139V137H178V139L181 141L179 142V140H178L179 143H177L178 144L177 145L176 144V142H177L176 136H178ZM260 134L264 135L263 132H261ZM147 136L149 139L148 138L146 139ZM163 136H165V135H163ZM193 136H192V140H193ZM230 136H233L235 138L233 139ZM257 136L259 138H257ZM248 137L246 135V137H244V139L245 138L248 139ZM262 137H264V136H262ZM262 137H261V135H256V141H258L259 139L262 140L263 139ZM157 138L155 140L156 142H157ZM211 138L213 139V141H215L214 144H212ZM61 139H63L64 141H66L68 143V147H69V149L71 148V150H67L68 149L67 144H66V148H64L65 146L63 144L65 142H61L60 141ZM170 139H171V141H170ZM229 139H230V143H229ZM231 139H232V142H231ZM234 140L235 141L238 140L239 142H237V143L235 142V143L239 144V145L233 144ZM159 141H160V139H159ZM206 141H209L208 138ZM225 141H226V143H228L227 145H224ZM241 141H243V138H241ZM144 142L148 143L149 145L147 144V146H145ZM160 143L161 144L165 143V144L160 145ZM180 143L181 144L185 143L188 145L183 144L186 147H184L182 145V148H183L182 149L181 147H179V146H181V145H179ZM194 143L197 144L196 142H193V144ZM191 144H192V141H191ZM195 144H194V146H195ZM200 144H199V146H200ZM230 144L235 145L234 147L238 146L237 151L239 148L240 150L238 152H241V153H238L235 150V148H233V146ZM249 144H247V146ZM253 145H254V148H253ZM256 145L258 146V148H260V149H258L259 151L257 149H255ZM158 146L160 148H158ZM176 146H178L179 148L178 147L176 148ZM226 146L227 147L229 146V147L226 148ZM148 147L149 148L151 147L152 149L148 150ZM174 147H175L176 152H173ZM192 147H193V145L191 146V148ZM196 147H197V145H196ZM209 147H210V149H209ZM212 147L214 149L216 148V151H212ZM169 148H170V150H169ZM153 149L156 151H154ZM217 149L219 151L218 153H217ZM151 150L154 152H152ZM193 150H196V148L192 149L191 151H193ZM209 150L212 152H210ZM233 150L235 153L233 152ZM241 150H243V151L245 150L244 154ZM160 151H162L164 153H166V151H169V154H168V152L166 154L160 153ZM171 151L173 152V154H170ZM177 151H178V153H177ZM202 151H203V149H202ZM253 151H255V152H253ZM183 152H185V153H183ZM175 153H177V154H175ZM179 153H181V154H179ZM182 153L185 156H182ZM199 153H200V151H199ZM100 154H105L106 157L104 156L105 158H103L101 156L100 158H98V155H100ZM258 154H256V155H258ZM206 156H207V158H206ZM258 156H257L256 160L258 159ZM185 157H187V160L189 163L188 162L186 163ZM206 159H207V161H206ZM262 160H263V158H262ZM258 162H259V160H258ZM247 163L248 164L250 163V164L247 165ZM189 164H190V167H188ZM252 164H253L252 167L256 168L253 170L254 172L255 171L257 172L256 176H258V178H260L261 175H263V178L262 177L260 178L262 180H260V179L258 180V178L255 177V173L253 175L255 177V180H254L255 182H257V181L261 182L260 186L258 185V184H260V182L258 184H255L254 181H250L251 180L250 176L252 177V175H250V174H252V172L250 174H248L246 171L247 167H249L248 172L252 169V168H250V165H252ZM194 166H196V168ZM49 167L52 170L48 171ZM191 167L195 168L192 170L194 173L191 171V169H190ZM262 167L264 168V166H262ZM188 168L191 172H189ZM197 168L201 169L202 172L200 170H198ZM93 170L95 172H93ZM195 170L200 171L201 174L199 173L200 175H198V172H195ZM91 171L93 172V175L91 174ZM89 172H90V174H88ZM194 176L195 177L199 176V177L195 178L196 180L198 178H200V179H198L197 181L195 179H192V178H194ZM96 177L99 178L100 180L96 181V179H95ZM254 177H252V178L254 179ZM247 178H249L248 179L249 181H247ZM256 178H257V181H256ZM192 180L194 181V183ZM211 183H214V184L210 185V187L207 190L206 187L209 186L208 184H211ZM102 186H109V189H110V187H111V189L110 190L108 189L109 191H107L106 189H104L105 187L103 188ZM200 187L203 188L202 192H205L204 194L202 192L196 191L197 189L201 190ZM101 188H103L104 191L106 190L105 192H107L106 194L108 195V197H107V195H106V197L108 200L105 197H104L105 198L104 200L105 201L107 200L108 203L107 202L106 203L99 202V201H97L98 199L96 200V202H98L97 204H93V202H91L92 203L91 204L88 201L90 206L91 205H93L94 207L97 206V208L93 209L92 208L93 206H92L91 209L87 208V210H86L84 208L85 205L83 204L85 201L84 199H86L87 197H91V196L94 198L96 196L97 198L99 197V199H100V196L102 194H104V191H103V189L101 190ZM195 188H197V189L195 190ZM211 188H213L212 190H214V191H211ZM259 188L263 189V190H260ZM195 191L197 193L196 195L194 194ZM207 191L216 193L215 195L213 194L214 198H216V199L219 198L220 199L219 201L223 204H224V202L221 201V199H222L221 196H223L225 194L226 196L225 195L224 196L226 197V200H228L225 202V204L228 202L227 205L229 206L230 209L234 207V206L230 207L229 204H232V203H233L232 205H236V204L239 205L240 204V206L236 205L234 207V209L235 208L237 209L238 207H240V208L235 210L236 211L235 213H232L234 211L233 209H231V210L228 209L229 211H231V213L229 211L224 213V210L225 209L227 210V206L222 205V204L219 205V201H218L217 205L219 207H222V210L226 207L223 210V213L227 214V215H223L224 218H222L223 216L221 215V213H222V210H220L221 208L218 209L219 207L217 208V205H215L217 200L215 199L216 200L215 201L213 198H211L210 195L212 196V193H209ZM228 192L230 194H232V196ZM255 192H256V194H254ZM258 192H259L260 196L257 194ZM243 193H246V194H243ZM247 193H252L251 194L252 198ZM104 195H102V196H104ZM202 195H204V196L202 197ZM229 195L231 198L229 197L230 199H227V196H229ZM246 195H248V196H246ZM253 195H255V196L257 195L258 201H255L256 199L253 197ZM196 196L199 198V201H196V200H198L197 198L195 200ZM207 196H209V197H207ZM245 196L248 198H251L250 200L252 202H253L252 199L254 198L255 203L249 204L250 200L248 198H246ZM208 198L213 199L214 202H212L211 199H208ZM232 198H234L235 200L233 199V201H231ZM90 199H92V198H90ZM200 199H202V201ZM242 199L245 203L242 201L240 202V200H242ZM203 200H204V204H203ZM222 200H225V199H222ZM259 200H260V202H259ZM86 201H87V199H86ZM92 201H93V199H92ZM211 202L214 203V207H213V205L209 204ZM256 202H259V203H256ZM201 203H202V206H201ZM241 203H244L245 205H243V207H242ZM246 203L248 205H246ZM244 206H248V208H246ZM200 207H201V209H200ZM203 207H204V209H202ZM243 208L247 209V210H245V212L248 211L249 208H251V209H250V211L247 212L248 214H246V213L244 214ZM213 209H214V212H213ZM218 210L221 211V213L219 212L221 215L220 218L222 220L225 219L224 223H226L225 221L228 219L227 217H229L230 220L232 219L231 221L230 220L227 221L228 225L224 224L223 221L218 218L219 216L217 217L218 219L215 217L217 215H214V214L217 213ZM239 210L240 211L243 210V211L240 212ZM237 211L239 213H237ZM204 212H206V213H204ZM212 212L214 214H212ZM219 213H217V214H219ZM228 213H230V214L228 215ZM194 214H196L197 219H195L196 216ZM231 214H233L234 216L237 215L236 217L238 219L234 218L233 215L231 216ZM211 215H213L212 216L213 218L211 217ZM246 215H247V217H245ZM203 218L206 219V223L208 222V224L215 223V224H213V225H215V227L212 226V227H214V229H212L210 227V225H212V224L206 226L207 224L205 225ZM210 218L212 220L217 219L218 223L215 222L214 220H213V222H210ZM242 218H244V219H242ZM233 219L234 220L236 219V221H234ZM202 220H203V222H202ZM239 220L240 221L243 220V221L237 223V221H239ZM230 222H232V223H230ZM195 224L198 227L197 229H196ZM230 224H232V226H234V227L237 225V227H235L236 228L235 231L233 230V228L231 227ZM202 225H204L205 227L203 228ZM207 227H209V229L211 228L210 231ZM215 229L218 231H216ZM204 230H206V232ZM211 230H212V232H211ZM70 241H71V243H70ZM62 246L67 247V250H66L67 253L64 250L65 247H62ZM61 248H63L64 251L61 250Z\"/></svg>", "mask_w": 264, "mask_h": 264}, {"label": "rangeland", "instance_id": "374dc122", "mask_svg": "<svg viewBox=\"0 0 264 264\" xmlns=\"http://www.w3.org/2000/svg\"><path fill=\"white\" fill-rule=\"evenodd\" d=\"M10 1H11V2H10ZM10 1H9L10 3H5V2H3V4H1V6H0V13H1V14H0V17H2V20H0V26L3 25V27H4V28H3V27H2V28L0 27V28L2 29L3 32H5V33L1 34L2 31H1V29H0V36H1V37H0L1 39H0V40L4 43V46H5V45H6V46H9V48H10L11 45H13V46H15V47H16V46H17V47L19 46V45H15V44H16L15 41H16L19 37H16V38H17V39H16L15 36H13L12 33H11V32L8 30V28H7L8 25H9V27H11V26L14 24V23L11 24L12 21H14V22H15L16 20L19 21V19L21 18V17H20L21 15L18 16V17H20V18H18V17L16 16V18L12 19L11 22H9L10 24H7L8 20H7L6 18H8V16H9V20H10V14H9V12H12V11H15V12H12L11 16H12V15L14 16V13H15L16 15H18L17 13H18V12L20 13V11H21L20 14H23V13H24V14L22 15V16H23V17H22L23 20L20 19V21L22 20V21H21L22 23H21L20 21H19V22H20L21 24H25V25H21V24H18V25H17L16 23H19V22L16 21V22H15L16 25H13V27H14V26H15V27L17 26L16 28H19V27H20L19 29L22 30L23 28H21V27L24 26L25 29L22 30V31H24L23 33L27 32V31H25V30H28V28H30V29L32 28V30L29 29L30 31H32V33L28 30V31H29L28 33H29V34H27L28 36H26V37L29 38V36H31L30 33L33 34L32 37H30L31 39H28L29 41H30V40H32V41H34V42L38 41V40H39V35H38V33L40 32V29L42 30V28H44V30L46 31V33H44V34H47V37L50 35V32H53V29H52L51 23L48 22V21H50V19H49V18H50V16H49V14H50L49 9H48V17H49V18H48L47 15L45 14V12H44V11L41 12L40 9L37 10V11L39 12L38 14H37V11H35L36 9H35V10H34V9H33V10H32V9H29V10H28V9H24V8H23L24 6H22V5L24 4V0H23V1H22V0H21V1H20V0H17V1H16V0H10ZM43 1H44V0H43ZM65 1H66L68 4H69V1H70V5H67V3H66V5L64 4L65 6L63 5V8H65V10H66V8H67V6H68V9H69V10H71V11L74 10V11H75V13L73 12L75 15H76V10L78 11L79 8H81L83 11L85 10V11L82 13V14H84L82 17H81V14L78 13L79 11L82 12V10L79 9V11L77 12L78 16L80 15V17H81L82 19H83V17H84V18L86 17V18L82 21V23H81V20H82L81 18L78 20L79 22L77 21V22L79 23V24L77 23V25H79L78 27H80L79 29H80L81 31H82L81 26H82V28L85 27V29H86L87 27H88V29H89V27L92 28V29H95L96 27H98L97 29H99V30H97V31H95V32H94V31L92 32V33H94V34H97V38H95L96 36L93 34L92 36L89 37L90 39L87 38V40H91V38H92V40H93L94 42L99 40L100 42H98V43H101V40H102V42H104L103 39H104V40L106 39L105 41L108 40L106 47H105V45L103 44L104 47L106 48L105 50H112L113 48L111 49V46H109V48H110V49H109V48H108V45H110V42H111V41L114 42V40H116L118 36H119V38H120L121 35H122V37H124L123 35H125V37H124V40H123V38L121 37V38H122V41H121V38H120L119 41H121V43L128 42L127 44H128L129 46H130V44H133L134 42L140 41L141 38H142V40H143L141 43L139 42L141 45H143V44H147V43H148L147 41H149L150 44H149V43L147 44V45H149V46H147V45H146V46H144V45L141 46L139 43H137V48H138L139 50H141V47H145V48H143L144 51L142 50L144 53L141 52V51H139V50L137 51V49H136V50H133V51H135L136 53H134V52L132 53V52H131L132 50H131V48H130L131 51H129V52L132 53V54H129V52H127V51L129 50V46L126 45V43H125V45L123 44L122 47H121V45H119V47H118L119 49H118V50L123 49L124 51L120 50V52H119V51H118V52H119L120 54H121V53L124 54V52H125V48H126V46H127L128 50H127V48H126V52H125L126 54H124V55L122 54V57L126 55L125 57H129V56H130L131 58H133V57L139 58V56H140V58H143V60L146 61V60H149V59H147V57H148L149 55H146V54H145V51H146V53L151 51L150 53H152V55H150L149 58H150V60L154 58V59H153L154 61H151L152 66H151L150 64L147 65V64H148L147 62H146V63L143 62V68H145L146 71H151V72L153 73V72H154L153 70L155 69V72H158V71H159V73H160L161 70H162V72L164 73V69H163V68L165 67V69H167V70L169 71L168 73L170 74V77H171V75L174 76V77L172 78L174 81H175V79H177V80H178V79H180V80L182 79V80H183V81L181 80V85H182V86L180 85V80H178L179 82H177V80H176L177 84L173 81V84L175 83V86H174V85H173V86H174V88H175L176 86H178L180 89H181V88H182V89L184 88L183 90L181 89V91H182L181 93H183V92L185 91V92H184L185 95H186V93L188 94L187 90H185V89H187V87H188L189 85H190L189 88H190V87H193V88H192V91H189V92H190V93L188 94L189 97L186 96V99H187V98L189 99V100L187 99L188 101H187L186 99L182 98V97L184 96V94L182 95V94L178 93V92H180V89H178V88H175V89H174V90L177 89L178 91H174L175 93H173L174 95L172 94V96H169V95L173 92V91L171 92V90H170V93H169L168 89H169V88L171 89L170 86H168L169 88H168L165 92L163 91V95H162V93H161L160 91H158V92H159V94H158L157 91H156V89H155L157 95H156V93L154 94V92H153V94H154V99L151 98V99H152V102L154 101V103H155V104H152V105H154V107L151 105V106H148V107H149V108H148V107H147V103H146V105H145L146 107H144V110H145V111H146L145 108H148V110H150V108H151V110H152V108H155V109L158 108V109H159V106H160V109H159V110L161 111V115H162V113H163L162 111H163V109L165 108V106L163 107V104H164V105H167V104H168V101L171 102V101H170V98H172L173 96H177V95L179 94V97H178L179 99H178L177 97H176V98H177V100H180V99L182 100V99H184V100H182V101H179V103L181 104V105H180L181 108H182V104H183V108H184V106H185L184 109L187 110V111L185 110L186 112L184 113V112H183L184 109L182 108V109H183V110L181 109L182 112L184 113V115H185L186 113H189V114H188L189 116L187 117L188 120L185 119L186 117L184 116V119L187 120V121H189V120L192 121V120H193V118L195 117V116H193V115H194V112H196L195 115L197 114V117L200 118V119H202V121H203V118H204L203 115L206 114V115H208V116L210 117V115H211L212 113H211V114H210V113H209V114L206 113V110H205L204 107L207 105V106H206V109H207L209 112L211 111V109L215 112L214 109H216V106L219 104V102L222 103L223 100H224L223 102L226 103V104L224 105V103H223L222 106L224 105L225 107L223 106V107H224V108L222 107L223 109H221L219 106H218V107H219V109L223 110V112L226 111V110H228L229 113H228V112H224L225 114H223V113H222V114L225 115L226 117H227L226 114H228V115L232 114V116H233V120L236 121V119H235L236 116L233 115V113L231 112V110H232L234 107H236L237 109L240 108L239 105L242 104V102H243L242 99H244V97L246 96V95H242L243 93L246 94V92H245L246 89H244L246 86H247L250 90H252V88L254 89V87L257 85V88H255V89L259 90L260 92L263 91V92H262V95H263V96H262V95H258V94H260V93L254 89V91H255L254 93H255L256 96L253 95V96H254L253 99H255V97H256V100H257V97H258V98L264 100V85H263V84H264V83H263V81H264V79H263V78H264V48L262 47V45H263L262 43L264 42V0H182L184 3L181 2V0H180V1H179V0H174V2L176 1L177 4H178V2L180 3V4H178V5H176V3H175L176 6L174 5L173 0H172V2H171V0H165V1L163 0L165 3H164L163 1H162V2H163V3H162L161 0H156V2H154V1H155V0H154V1H152V3H151V0H150V3H149V4H148V2H147V6H148L147 9H148L149 11H148L147 9H145V7H146V5H145L146 2H145V1H149V0H134V2H133V0H119L121 3H119V1H117V0H116V1L114 0V1H113V4L116 5V7L110 2V0H106L107 3H106L105 0H89V1H88V0H76V1H75V0H69V1L65 0ZM71 1L73 2V4H71ZM74 1L77 2V3H75ZM80 1H81V2H80ZM85 1H86V4H87V1H88V3H89L88 5H85L86 7H85L84 5H82L83 2L85 3ZM91 1H92V2H91ZM98 1L101 3V6L103 5V7H101V6H99V5H98L97 7H95V4H94L93 2H96V4H98ZM111 1H112V0H111ZM123 1H124V2H123ZM135 1H136L137 3L142 1V3H143L145 6L143 7V5H140V3H139V5H140V7L143 8V9H141V10L139 11L138 8H137V6H139V5H138L137 3H135ZM169 1H170L171 5H172V3H173V5H174V6L172 5V6H173V7H172L173 9H170V10H172V11H173V14L175 13V15H173V14L171 13L172 11H169V12L173 15L174 18H173L171 15H169L170 13H169V14L166 13V12H167L166 10H168L169 7H171ZM117 2H118V5L115 4V3H117ZM144 2H145V3H144ZM166 2H167V3H166ZM4 3H5V5H4ZM15 3H16V4H15ZM17 3L19 4V6H17ZM84 3H83V4H84ZM100 3H99V4H100ZM154 3H155L156 5H154ZM160 3H162L161 5H165V4H166L165 6H163L164 8H166V10H164L163 7H162L161 5H159ZM168 3H169V4H168ZM7 4H8V5H7ZM20 4H21V5H20ZM90 4H91V5L94 4V9H93V5H92V7H89V6H91ZM106 4H107V7L105 8L104 6H106ZM121 4H123V5H121ZM127 4H128V5H127ZM132 4H133V5H132ZM151 4L154 5L155 8H154L153 6H151V8H150L149 5H151ZM181 4H182V5L184 4L183 7H182ZM200 4H202V5L200 6ZM13 5H14L16 8L13 7ZM55 5H56V4H55ZM55 5H54V6H55ZM80 5H81L82 7H81ZM111 5L114 6V8H113L114 10H112V7H113V6L111 7ZM120 5H121V7L123 8V10L125 9L124 11H122L121 7H120L119 10H118L117 7L120 6ZM129 5H130V6H129ZM157 5H158V7H157ZM179 5H180V7H181V10H179L180 7L178 8ZM21 6H22V7H21ZM57 6H59V5H57ZM71 6H72V7H71ZM108 6H109L110 8H109ZM123 6H125V7H123ZM159 6H160V8H161V9H159L160 12H161V11H164V13H163V12H161V13L158 12V13H160V14H162V15H158V13H157V11H159V10H157V9L159 8ZM191 6H193L194 11L192 10L193 8H191ZM11 7L13 8L12 11L10 10ZM87 7H89V8H87ZM100 7H101V8H100ZM17 8H18V9H17ZM20 8H21V9H20ZM22 8H23V9H22ZM60 8H61V5H60V7H58V9H60ZM71 8H72V9H71ZM73 8H74V9H73ZM83 8H84V9H83ZM85 8H86V9H85ZM95 8H96V9H95ZM97 8L100 9L99 12H98V9H97ZM102 8H103V9H102ZM104 8H105V9L108 8L107 10L110 9L109 11H107V15H106V11H104V10H105ZM126 8H127V9H126ZM128 8H130V9H128ZM135 8H136L137 11L135 10ZM167 8H168V9H167ZM205 8L207 9L206 12L204 11ZM3 9L5 10V12H4V14L2 15V13H3V11H4ZM7 9H8V10H7ZM16 9H17V10L20 9V10L16 12ZM68 9H67V11H65V10L62 11V12H61V13H62L61 16H64V15H63V12H65V13H66V12H69ZM75 9H76V10H75ZM101 9H102V11H104V12H102ZM144 9H145V10H144ZM150 9H152L153 12H154V13L152 14V15H153V18H154V16L157 15L158 18L161 17V18H163L165 21L167 20V22L162 21L163 19H161V18H159V19H161V20L159 21L157 17L154 18L155 20L152 19L151 14H150V13L152 12V10H150ZM155 9H156V10H155ZM162 9H163V10H162ZM176 9H177V10H176ZM211 9H212V11H211ZM9 10H10V11H9ZM24 10H26L27 12H28V11H30V12L25 13ZM44 10H45V9H44ZM50 10H51V9H50ZM56 10H57V9H54V10H52V12H51V14L54 15V18H53V19H55V20H57L56 17H60V18H62L61 16H59V15H60V14H59L60 11H56ZM60 10H61V9H60ZM96 10H97V13H96ZM111 10H112V11H111ZM127 10H128V11H127ZM131 10H133L134 12L131 11ZM142 10H144V11L147 10V11H146L147 13H146V12L143 13L144 11L142 12ZM175 10H176L177 12H175ZM190 10H192L194 13H197V15L199 14V16H201V17H204V16H205V17H204L205 19H207V18L210 17V15H211V18H212V19L209 18V19H207L208 21L206 20L208 23H209V20H211V21H210V22H212V23L210 24L211 27H212V24H214V25H213L214 27L216 26L215 21L217 22V24H218L219 21H221V22L224 21V23H225L224 26H225V27L223 26L224 23H223V22H222V23L220 22V23H219V24H220V25H219V28H221V29L218 28V30H217V29H215V28H211L210 25H209L207 22H206V24L204 23V22H205V19H204V22H203V20H202L203 18L201 19V17H199V19H196V22H197V23H195V21L192 22V20H194L195 17H197V15H195L194 19H192V18H193L192 16H194V15H193L194 13H193L192 11H190ZM209 10H210V12H211L210 15H209V13H210ZM22 11H23V12H22ZM34 11H35V12H34ZM46 11H47V10H46ZM71 11H70V13H67V14L70 15V14H71ZM181 11H182V12H181ZM6 12H7V13H6ZM43 12H44V13H43ZM55 12H56V13H55ZM57 12H59V13H58V14H59L58 16L56 15ZM90 12H92V13H90ZM100 12H101V13H100ZM117 12H118V16H117ZM135 12L138 13V14H135ZM141 12H142L144 15H143ZM149 12H150V13H149ZM216 12H217V13H216ZM222 12H223V13H222ZM5 13L7 14V16H6ZM33 13H34V15H32ZM86 13H87V14H86ZM98 13H99L100 15H104V13H105V15H106L107 17H106L105 15H104L105 18H104L103 16H99ZM102 13H103V14H102ZM112 13H115V15L112 14ZM121 13H122V14H121ZM132 13H133V14H132ZM148 13H149V15H150V17H151V20H152V21H155L154 24L158 23L156 20L159 21L158 25L156 24L157 26L153 27V26H152V25H153V24H152L153 22H152V23L149 22V21H151V20H149V19H147V18H146V20H145V19L143 18L144 16L146 17V14H147V17H148ZM155 13H156V14H155ZM187 13H189V14L191 13V14H190L191 20H190V18L188 17ZM206 13H208V14L206 15ZM219 13H220V14H219ZM259 13H260V14H259ZM27 14H29V15H27ZM44 14H45V15H44ZM74 14H73V16H74ZM96 14H97V15H96ZM125 14H126V16H125ZM131 14H132V16H131ZM134 14H135V16H134ZM163 14H164V15H163ZM166 14H167V15H166ZM176 14H177V15H176ZM212 14H213V15H212ZM251 14H252V16H251ZM255 14H258L257 17H256ZM1 15H2V16H1ZM4 15L6 16L5 19H3V18H4ZM26 15H27V16H26ZM31 15H32V16H36L37 19H36L35 17H33V19H32V16H31ZM41 15H42L43 17H42ZM87 15H88V16H87ZM109 15H111V16H109ZM112 15H113V17H112ZM139 15H140V17L142 18V21H140L141 18L139 17ZM179 15H180L181 17H180ZM182 15H184V16H182ZM185 15L187 16V19L189 20V21L187 20V24L184 22V21H186V16H185ZM220 15H221V16H220ZM13 16H12V18H13ZM30 16H31V19H30ZM39 16H40V18H39ZM70 16H71V15H70ZM78 16H77V17H78ZM114 16H116V17H114ZM119 16H122V18L119 17ZM133 16H134L136 19L133 18ZM142 16H143V17H142ZM167 16H168V18H169V16H170V18H169L170 21L167 19ZM250 16H251V17H250ZM46 17H47V18H46ZM65 17H67V18H66V21H67V20L69 19V16L65 15L64 18H65ZM77 17H76V18H77ZM88 17H89L90 19H89ZM91 17H93L94 20H92ZM102 17H103L104 19H103ZM111 17H112V18H111ZM117 17H118V18H117ZM128 17H130V20L128 19ZM150 17H149V18H150ZM165 17H166V18H165ZM175 17H176V18H175ZM177 17H178V19H177ZM183 17H184V18H183ZM254 17H256V18H254ZM24 18H25V20H24ZM34 18H35V19H34ZM60 18H59V19H60ZM73 18H75V16H74ZM87 18H88V19H87ZM156 18H157V19H156ZM182 18H183V19H182ZM197 18H198V17H197ZM237 18H238V19H237ZM0 19H1V18H0ZM29 19H30V20H29ZM40 19H42V21H41ZM59 19H58V20H59ZM71 19H72V18H71ZM71 19H70V21H71ZM101 19H102V21H103V20H107V21H105V22L103 23L102 21H100ZM108 19L111 20V21H109ZM126 19H127V20H126ZM134 19L137 20L138 22L140 21L139 23L143 26V28H145V30H143V28L140 29V27H142V26L139 25V24H138V26H134V25H137V23H138V22H136ZM171 19H172V20H171ZM173 19H174V20H173ZM175 19H177V22H175V21H176ZM200 19H201V21H200ZM6 20H7V21H6ZM26 20H27V21H26ZM28 20H29V21H28ZM43 20H44V21H43ZM46 20H47V21H46ZM85 20H86V21H85ZM124 20H125V24H123V23H124ZM144 20H145V21H144ZM148 20H149V21H148ZM182 20H183V21H182ZM197 20H198V21H197ZM212 20H213V21H212ZM248 20H249V21H248ZM2 21H3V23H2ZM5 21H6V22H5ZM30 21H32V22L34 21V22L36 23V25H35L34 22L31 23ZM87 21L89 22V25L91 24L90 26L88 25ZM92 21H93V22H92ZM96 21H97V22H96ZM119 21H120V23H119ZM134 21H135L136 23H132V22H134ZM143 21H144V22H143ZM146 21H148V23H147ZM161 21H162V22H161ZM171 21H172L173 23H172ZM179 21H180V22H184L186 25H185L184 23H183V24H182V23H179ZM230 21H231V22H230ZM234 21H235V22H234ZM42 22H44V23H42ZM47 22H48V23H47ZM59 22H60V21H59ZM107 22H108V23H107ZM114 22H115V23H114ZM116 22H117V24H116ZM122 22H123V23H122ZM126 22H128V23L130 22V23H132V24L130 25V23L127 24ZM145 22H146V23H145ZM163 22H165V24H164ZM168 22L170 23V25H169L170 27L168 26ZM174 22H175V23H174ZM189 22H190L191 24H190ZM199 22H201V23H199ZM45 23H47V25H46ZM80 23H81V24H80ZM86 23H87V24H86ZM92 23H93V25H92ZM96 23H97V24H96ZM105 23H106L107 25H106ZM109 23H110V24H109ZM177 23H178V24H177ZM198 23L200 24V28L197 27V26H199ZM203 23H204V24H203ZM26 24H27V25H26ZM30 24H34L35 27H31ZM43 24H44V25H43ZM95 24H96V25H95ZM99 24H100V25H99ZM133 24H134V25H133ZM143 24H144V25H143ZM145 24H147V25H145ZM148 24H149V25H148ZM166 24H167V25H166ZM196 24H198V25L196 26ZM207 24H208L209 26H207ZM221 24H222V25H221ZM237 24H238V25H237ZM19 25H20V26H19ZM29 25H30V27H29ZM80 25H81V26H80ZM87 25H88V26H87ZM101 25H102V26H101ZM103 25H104V26H103ZM116 25H118V27H117ZM122 25H123V26H122ZM150 25H151L152 28L150 27ZM160 25H161V26H160ZM171 25H172V26H171ZM181 25H182V26H181ZM187 25H188V26H187ZM201 25H202V27H201ZM205 25H206L207 27H205ZM18 26H19V27H18ZM26 26H27V27H26ZM38 26H39V27H38ZM48 26H50V27H48ZM114 26H115V28L117 27V29L119 30V32H120V34H121V35H120L119 32H118L119 35H118V36H115V39L113 38L114 36L111 35V33L114 34V32L112 31V30H114ZM121 26H122V27H121ZM144 26H145V27H144ZM159 26H160L162 29H161ZM175 26H176L177 28H176ZM192 26H194V27H193L194 30H193V32H191V34L189 35L190 30H192ZM203 26H204V27H203ZM220 26H221V27H220ZM13 27H11V31H12V28H13ZM47 27H48L49 29H48ZM127 27H128V28H127ZM129 27H130V28H129ZM131 27H133L135 30H134V29L132 30ZM136 27H137V28H136ZM146 27H147V28H146ZM171 27H173V29H171ZM190 27H191V29H187V28H190ZM217 27H218V25L216 26V28H217ZM26 28H27V29H26ZM39 28H40V29H39ZM101 28H102V29H101ZM110 28H111V29H110ZM126 28H127V30H126ZM155 28H156V29H155ZM174 28H176V29H174ZM183 28H184V30H183ZM185 28H186V29H185ZM201 28H205V30L202 31L203 29L201 30ZM207 28H209V30H208ZM34 29H36V30H34ZM37 29H38V30H37ZM88 29H87V32L90 30V29H89V30H88ZM117 29L115 30V31H116L115 33H116V34H114V35H117V31H118ZM122 29H123V30H122ZM138 29H140V30H138ZM149 29H151V30H150L151 32L149 31ZM160 29H161L162 31H161ZM164 29H165V30H164ZM178 29H179V31H180V29H182V30H181L182 32L180 31L181 33L179 32V35L176 33V31H178ZM198 29H199V30H198ZM211 29H213V30H212L213 32L210 31ZM238 29H240V30H238ZM33 30H34V31H33ZM44 30L41 31V32H44ZM51 30H52V31H51ZM80 30H79V32H81ZM83 30H84V28H83ZM110 30H111L112 32H111ZM142 30L144 31V36L141 35ZM146 30H147V31H146ZM155 30H156V31H155ZM188 30H189V32H188ZM236 30H237V34L240 33L239 36H240V35H242V36H240V37L237 36V35H236ZM22 31H21V32H22ZM35 31H36V32H35ZM37 31H39V32H37ZM90 31H91V30H90ZM102 31L105 32V33H103ZM132 31H133V32H132ZM158 31H161L162 33H161V32H158ZM174 31H175V32H174ZM199 31H200V33H199ZM207 31H208L209 33H205V32H207ZM215 31H216V32L219 31V32H218V33H215ZM33 32H35V33H33ZM82 32H83V33H82ZM82 32H81L82 35L89 36V35H87V33L84 34V31H82ZM96 32H99L100 34H98V33H96ZM101 32H102V33H101ZM106 32H107V33H106ZM110 32H111V33H110ZM128 32H129V33H128ZM130 32H132V35H131V36H130ZM135 32H138V33H137V34H134ZM165 32H166V33H165ZM168 32H169L170 35H172V36H170ZM194 32L197 33V34H199L198 36H199V38L202 39V41H200L201 39L199 40V38H198V36H197L196 34H195V36L193 35ZM6 33L8 34V35H6V36H9V37H10V38H9V37H6L7 39L9 38L8 40H5V38H4V36H5ZM36 33H37V34H36ZM88 33H89V32H88ZM139 33H140L139 36H140L141 38L137 37ZM145 33H146V35H145ZM175 33L177 34L178 37L176 36ZM186 33H187V35L189 36L188 38H187V36H186ZM204 33H205V34H204ZM34 34H36V35H38V36H36V35L34 36ZM40 34H41L40 36H43V35H44V34L42 35V33H40ZM103 34H104V35H103ZM106 34H108V36H107ZM133 34H134L135 36H134ZM142 34H143V33H142ZM183 34H184V35H183ZM200 34H201V35H200ZM211 34H213V35H211ZM99 35H100L102 38H101ZM102 35H103V36H102ZM105 35H106V36H105ZM128 35L130 36V39H129V37L126 38V36H128ZM147 35H149V36L151 37V39H150V37L147 36ZM167 35H169L168 38H167ZM180 35H181L182 38L179 37ZM191 35H192V36H191ZM44 36H46V35H44ZM86 36H84L85 38L82 36V37H81V40H82V39H86ZM142 36H143L144 38H143ZM185 36H186L187 40H190V39H191L194 43L192 42V44H191L189 41H187L186 38H185ZM21 37H22V36H21ZM21 37H20V39H22ZM34 37H36V38H34ZM47 37H45V38H47ZM98 37H100V38H98ZM104 37H105V38H104ZM135 37L137 38L136 40H135ZM145 37H147V38H146L147 41H144ZM159 37H160V38H159ZM161 37H163V38H161ZM173 37H174V38H173ZM193 37H194V38H193ZM195 37H196L197 39H196ZM204 37H206V39H205ZM229 37H230L231 42L234 41V40H235V42H236V43L233 42V45H232V43L230 42V43H231L230 45L233 46V48L237 45L238 48L235 47V48H237V49H235V50H238V49H239V51L237 52V51H235V50H232V48H231V51H232V52L235 51V52H237V53L240 52V55H239V56L236 55V57H235V54L233 53L234 56H233V54H232L233 57H232V56L229 57L230 53L227 52L225 55H227L228 57H227V56H226V58L224 57L226 61L224 60V58H222L221 61H222V62H226V64H225V63H224V64H225V66L228 65L227 68H229V70H230L231 68H233L234 70H233V69H232V70H233V71H236L235 69H237V71H236V73H235V75H234V76H235L234 78H233V74H234L233 71L230 70V71H231V72H230L229 70H227V68H226V70L229 71V72H227L228 74L226 73V71H224V67H225V66H222L223 63L221 64V61H220V65H221V66L218 65L219 62L217 61V62H218L217 65H218L219 67H221V68L223 67V69H221L220 71H219V69L216 70V68H218V66H216V65H215L216 67L214 66V68H213V66L211 67V65H212V64L214 65V63L216 64V62L213 63V61H212V63H210V61H209V62L207 63V60H208L207 57H212V55H214V58H216V56H218V55H216V52H215V54L213 53L211 56H209L210 54L207 55V56H204V55H203V54H204V53H203V47H204V49H205V47H206L208 44L213 45L212 42L218 45V40H219V39H227V38L229 39ZM231 37H232V38H231ZM233 37H234V38L237 37V38H238L237 41H236V39L233 40ZM11 38H12V39H13V38L16 39V40L13 39V40H15V41H13V42H15V43H12V39H11ZM23 38H24V37H23ZM32 38H34V39H32ZM133 38H134V39H133ZM152 38H153V39H152ZM166 38H167V39H166ZM217 38H218V40L216 41ZM20 39H19V41H20ZM25 39L27 40V38H25ZM36 39H38V40H36ZM41 39H42V38H41ZM41 39H40V40H41ZM97 39H98V40H97ZM100 39H101V40H100ZM128 39H129L130 41H128ZM139 39H140V40H139ZM146 39H145V40H146ZM149 39H150V40H149ZM154 39H155V40H154ZM159 39H161V40H159ZM210 39H211V41H210ZM241 39H242V40H241ZM10 40H11V42H10ZM35 40H36V41H35ZM40 40H39V42H40ZM125 40H126V41H125ZM132 40H133V43H132ZM151 40L154 41V42H152V43H154V45H152ZM156 40H157V42H156ZM185 40H186V42H185ZM191 40H190V41H191ZM196 40H197V41H196ZM203 40L205 41V43H206L207 40H209V41H207V43H206V45H205ZM1 41H0V43H1L2 46L0 45V47H1L2 50H3L4 47H3V43H2ZM19 41H18V42H19ZM22 41H23V40H22ZM117 41H118V40H117ZM124 41H125V42H124ZM160 41H161V42H160ZM174 41H175V43H174ZM238 41H241V42H239V43L241 44V46H243L244 43H245V42L243 43V41H246V43H248V45L245 43V44H246V45H245L246 48L243 46V47H244V48H243L244 50H242V47L240 46L239 43L237 44ZM5 42L8 43V44H11V45H7ZM18 42H17V43H18ZM23 42H24V41H23ZM41 42H43V43H44V42L48 43L45 39L42 40ZM143 42H145V43H143ZM159 42H160V43H159ZM164 42L167 44V45H165L166 50H165V47H163V45L165 44ZM198 42H199V43L201 42V44H198ZM202 42H203V43H202ZM216 42H217V43H216ZM28 43H29V42H28ZM36 43H37V42H36ZM46 43H44V44H46ZM104 43H106V42H104ZM108 43H109V44H108ZM111 43H112V42H111ZM115 43H116V42H115ZM158 43H159V44L162 43V45H157ZM163 43H164V44H163ZM196 43H197V44H196ZM242 43H243V44H242ZM259 43H261V44H259ZM26 44H27V41H26ZM30 44H31V46H32V45L34 46V43L32 44V42H31ZM30 44H29V45H30ZM113 44H114V43H112V45H113ZM135 44H136V43H135ZM187 44H189L190 46L187 45ZM215 44H214V45H215ZM235 44H236V45H235ZM250 44H251V45H250ZM27 45H28V44H27ZM36 45H37V44H36ZM95 45H96V44H95ZM155 45H156V46H155ZM200 45H201V46H200ZM217 45L215 46L216 49H217ZM238 45H239V46H238ZM6 46H5V47H6ZM13 46H12L11 50H9V48H7L11 53H13L12 51L15 50V49H13V48H15V47H13ZM21 46H22V45H21ZM138 46H141V47H138ZM150 46H152V47L150 48ZM153 46L155 47L156 51H155V49L153 50V48H154ZM180 46L182 47L181 49L184 48V49H183V50H184L183 52H185V50H186V52H187V51L189 52V53H187V54H190V55H187L186 53H180V52H182V50H180ZM188 46H189V47H188ZM193 46H194V47H193ZM218 46H219V45H218ZM231 46H230V47H231ZM258 46H259L260 50L263 48V51L261 50L260 53H259V50H258V49H259ZM28 47H29V46H28ZM34 47H35V46H34ZM38 47H39V45H38ZM124 47H125V48H124ZM167 47H168V48H167ZM199 47H200V48H199ZM201 47H202V49H201ZM208 47L213 48V47H211V46H208ZM247 47H248V49H247ZM31 48H32V47H31ZM115 48H117V47H115ZM115 48H114V49H115ZM186 48H187V49H186ZM192 48H193V49H192ZM196 48H198V50H196ZM215 48H214L213 51L216 50ZM249 48H250V49L252 48V49H251V52H249V51H250ZM255 48H256V49H255ZM4 49H5V48H4ZM12 49H13V50H12ZM18 49H20V48L18 47ZM18 49H16V52H17ZM35 49H36V48H35ZM35 49L32 48L33 51H34ZM114 49L112 50V52H113V51H116V50H114ZM162 49L164 50V52L161 51ZM167 49H168V52H167ZM170 49L173 50V51H171ZM175 49H176V50H175ZM189 49H190V51H189ZM199 49L202 50V53H203V54L200 53L201 51H200ZM20 50H21V49H20ZM205 50H207V49H205ZM210 50H211V49H210ZM229 50H230V49H229ZM240 50L243 51V52H241ZM246 50H247V51H246ZM30 51H31V50H30ZM169 51H171L170 54H169V56H168L167 54H163V53H169ZM178 51H179V54H178ZM193 51H198L199 54H201V56L203 55L204 57H206V59H207L206 61H205V59H203V61H205V62H204L205 64L201 62V58H202V57H201V56H198L199 54L196 55L198 52L195 53V52H193ZM211 51H212V50H211ZM244 51H245L246 53H245ZM3 52H4V53H3ZM10 52H9V53L7 52L8 54H6V55L8 56V55L10 54V56L13 57L14 54L11 55ZM14 52H15V51H14ZM112 52H111V53H108V52L105 51V53H108V54H107L108 56H109L110 54H113V53H114V52H113V53H112ZM118 52L116 51L117 54L114 53L115 56H114V55H112V56H113V57H117L118 55H120ZM153 52H154V55H155L156 57H152V56H154V55H153ZM192 52L195 53V54L193 55ZM206 52H207V51H206ZM208 52H209V51H208ZM247 52H248V53H247ZM2 53L5 55L6 51L3 50ZM17 53H20V54H21V52H19V51H18ZM105 53H104V54H105ZM139 53H140V55H139ZM142 53H143V54H142ZM150 53H147V54H150ZM155 53H156V54H155ZM173 53H174V54H173ZM176 53H177V54H176ZM244 53H245V54H244ZM96 54H97V53H95L94 55H95V57L98 56V58H100L101 56H102V57H105V56H106V55L103 56V54H99V53H98V55H96ZM128 54H129V56H127ZM137 54H138V55H137ZM159 54H160V55H159ZM162 54H163V55H162ZM183 54H184V55H183ZM191 54H192V55H191ZM228 54H229V55H228ZM6 55H5V56H6ZM18 55H19V54H16L15 56H18ZM116 55H117V56H116ZM141 55H142V56H141ZM178 55H179V56H178ZM182 55H183V56H182ZM205 55H206V53H205ZM221 55H223V54H221ZM242 55H244V56H242ZM15 56H14V57H15ZM84 56L87 57V55H84ZM99 56H100V57H99ZM108 56H107V57H108ZM146 56H147V57H146ZM160 56H161V57H160ZM163 56H164V57L167 56V57H165L166 59H165ZM174 56H175V57L177 56L178 59H179V57L181 56V59H180L181 61H180V60L175 61V60H177V58H176V59H172V57L175 58ZM184 56H186L188 59H187V58L185 59ZM197 56H198V57H201V58L198 59ZM241 56H242V57H241ZM8 57H9V56H8ZM91 57L94 58L93 54H92ZM109 57H110V56H109ZM118 57H121V55L118 56ZM157 57H160L161 60L164 58L165 60H162V61H161L160 59H159V60H155V58L157 59ZM219 57H221V56H219ZM219 57H217V58H219ZM234 57H235V58H237V57H241V58H240L241 61H240L239 59H238L239 61H238V60L235 61V60H234V59H235ZM253 57H254V58H253ZM169 58H170V59H169ZM193 58H194V59L197 58V62H196V61H193ZM217 58H216V59H217ZM228 58L231 59V60L229 61ZM242 58H243V59H242ZM246 58H247V59H246ZM169 60H170V61H169ZM182 60H184V61L186 60L187 63H186V61H185V63H184ZM188 60H189V61H188ZM195 60H196V59H195ZM198 60H200V61H198ZM217 60H218V59H217ZM223 60H224V61H223ZM233 60H234L235 62H234ZM157 61H158V62H157ZM163 61H165V62H167V63H165V62H163ZM171 61H172V62H171ZM192 61L194 62V64H192L193 66H191V64L189 63V62H192ZM215 61H216V60H215ZM249 61H250V62H249ZM152 62H156L157 65L154 66L155 63H152ZM169 62H170V63H169ZM193 62H192V63H193ZM233 62L236 63L235 66L238 64V67L236 66L237 68L234 66V63H233ZM243 62H244V63H243ZM168 63H169V64H168ZM172 63H173V64H172ZM179 63H181V64H179ZM195 63H196V64H195ZM200 63H201V65H200ZM159 64L163 67L162 69L159 67ZM164 64H165V65H164ZM202 64H203V65H202ZM209 64H210V66H208ZM171 65H172V66H171ZM176 65H179V66H176ZM180 65H181V66H185V68L183 67V68H184V71L181 70L182 67L179 68ZM188 65H189V66H188ZM204 65H205V66L207 65V67L205 68L206 70H203V69H204V68H203ZM232 65H233L234 67H233ZM239 65H240V66H239ZM157 66L160 68V70H159V68L157 69ZM170 66H171V70H172L173 68H174V69L176 68V70H177V72H178L179 74L176 72V70L174 71V69H173V71H174L176 74L173 73V71H172L173 74H171V72H170V71H171V70H170ZM173 66H176V67H173ZM186 66H187V67H186ZM195 66H197V67L201 66V67H202V68H201L202 70H199L200 68L197 69V70H195V69H196ZM192 67H193V69L195 68V69H194L195 71H192ZM210 67H211V68H210ZM242 67H243V68H242ZM168 68H169V69H168ZM183 68H182V69H183ZM186 68H187L191 73H192V72L195 73L196 71H197V72H196L194 75H193V73H192L193 76H192L191 73H190L189 75H190L191 77L189 76V78H186V77H188V74H187L188 71H187ZM190 68H191V69H190ZM208 68H209V69H208ZM212 68H213V69H212ZM239 68H241V70H240ZM253 68H254V69H253ZM178 69H180L181 71L178 70ZM211 69L213 70V72H212ZM143 70H144V69H143ZM145 70H144V73L148 76L150 73L148 72L149 74H147V73L145 72ZM167 70H165L166 73H167ZM222 70L226 73V77H225V75H222V74H221V71H222ZM179 71H180V72H179ZM185 71H187V72H185ZM198 71L201 72V73H199ZM204 71H205V73H204ZM208 71H209V72H208ZM215 71H216V72H215ZM218 71H219V73H220L221 75L218 74ZM182 72H183L184 75L182 74ZM224 72H223V73H224ZM188 73H189V72H188ZM198 73H199V74H198ZM209 73H210V77H209ZM232 73H233V74H232ZM251 73H253L254 75L251 74ZM156 74H158V73H155V75L153 74V76L150 77V76L152 75V74H151V75H149L147 78H148V79L150 78L151 81H152L153 77H154V76L156 77ZM169 74H168L167 76H163V75H166V74H163V75H162L161 73H160V75H157L159 78L156 77V79H157V78H158L157 80L160 79L159 81H156V82H159V83H157V84H160V85H162L163 83H164V84H167V83H168L167 81L169 80V77H168ZM181 74H182V75H181ZM231 74H232V75H231ZM161 75H162V76H161ZM178 75H181V76H178ZM198 75L200 76V79H199V80L196 79V78H199ZM201 75H203V76H201ZM206 75H207V77H208L207 79H206ZM212 75H213V76H212ZM217 75H218V76H217ZM228 75H230V76H229L230 78L228 77ZM249 75H251L250 77H252V75H253L255 79L253 78L254 80H253V79L251 80L250 77H249ZM160 76H161V77H160ZM176 76H177V77H176ZM204 76H205V77H204ZM214 76H217V77H214ZM231 76H232L233 80H232ZM255 76H256V77H255ZM162 77H166V79L163 78V80L165 79V82L162 81V79H161ZM167 77H168V78H167ZM178 77H179V78H178ZM183 77L186 78V79H184ZM201 77H202V79H201ZM212 77H213V80H212ZM248 77H249V78H248ZM257 77H259V80H260V81L258 80L257 82H261V81H262V82H261V83H262L261 85H263V86H261V85L259 86L260 83L257 84V82L255 81L256 79H258ZM144 78H145V76H144ZM174 78H175V79H174ZM193 78H195V79H194L195 84H198V85H195L194 82L192 83ZM215 78L218 79V81H217ZM219 78H220V80H219ZM221 78H222L223 80H222ZM145 79H146V78H145ZM145 79H144V81H143V83H144L143 85H145V89H148V91L146 90V91H144V93L149 92V94H151L152 92L150 91V87H152V86H151V85L149 86V84H147V83L145 84ZM167 79H168V80H167ZM188 79H189V80H188ZM203 79H204V80H205V79H206V80H209V79H210L211 81H214V79H215V82H216V83H215V82H214V83H215L216 85H215V84L212 85V86L215 85V87H213L214 89L211 87V84H210L211 81H210V80H209V85H210V86L207 85V87H208V86L211 87L212 90H218V89H220L219 87H221V89L218 90L220 93L223 92V90H224V89H222V87L224 86L223 84H225V86L228 88V85H226V84H229V85H230L231 83L233 84V83L235 82V83H234L235 86H233L234 88H233V87H229V88H231L232 90H235V91H233V93L235 92L234 96H235V97H238V99H239L238 93H239L240 91H241V92L243 91V93L240 95V97L242 96V97H241L242 99H239V102L242 100V101H241V104L238 102V104L236 105V102H235V100L237 99V98H236L235 100L232 99L233 101H232V100L230 101V103L235 102L234 105H233V104L230 105V103H229V105H228V102H229L228 100H230L231 98H235L234 96H233V97L230 96V95H232V90L229 89V88H228V89H229V91L231 92V94H230V92H229L228 90H226V89H227L226 87H223V88H225V90H224L223 93H221L222 95H220V93L217 94L216 92L213 93L214 91L210 90L211 88H209V91L206 92V90H205V89H207V87H206V82H205L206 80L204 81ZM224 79H225V80H224ZM227 79H228V80L231 79V80H232L231 83H230V81L227 82ZM247 79H248V80H247ZM249 79H250L251 81L256 82V83H254V84L252 85V86H253L252 88H250V86H249V84H248V82H249V83L251 82ZM261 79H263V80H261ZM184 80H185V81H184ZM246 80H247V81H246ZM146 81H149V80H146ZM161 81H162V84H161ZM198 81H200V83H196V82H198ZM219 81H220L222 84H221ZM225 81H226V82H225ZM233 81H234V82H233ZM153 82H155V79H154ZM166 82H167V83H166ZM189 82H190V83H189ZM202 82H205V83H202ZM207 82H208V81H207ZM244 82H245V83H244ZM148 83H149V82H148ZM150 83H151V82H150ZM187 83H188V84H187ZM191 83H192V84H191ZM211 83H212V82H211ZM236 83H237V84H236ZM241 83H242V84L244 83V84H246V85H245V86H244V85L242 86ZM151 84L153 85V84H155V83H151ZM169 84H170V83H168V85H169ZM183 84H184V85H183ZM193 84H194L195 86H194ZM200 84H201V85H200ZM203 84H204L205 86H202ZM255 84H256V85H255ZM171 85H172V84H171ZM179 85H180L181 87H180ZM218 85H220V86H218ZM254 85H255V86H254ZM146 86H148V88H146ZM154 86H155V85H154ZM156 87H158V86H155V88H156ZM160 87H161V86H160ZM197 87H198V88L200 87V88H199L200 90H198ZM216 87H217V88H216ZM243 87H244V88H243ZM143 88H144V87H143ZM153 88H154V87H153ZM161 88H163V85H162ZM164 88H165V87H164ZM203 88H204V89H203ZM235 88H236V89H235ZM238 88H239V89H243V90H239ZM172 89H173V88H172ZM190 89H191V88H190ZM193 89H194V90H193ZM201 89H202L203 91H205V93H204ZM249 89H247V91H248ZM157 90H160V88H159V89L157 88ZM163 90H164V89H163ZM188 90H189V89H188ZM221 90H222V91H221ZM152 91H154V90L152 89ZM197 91L200 92V93H199L200 95L197 94V93H198ZM218 91H217V92H218ZM227 91L229 92L230 95H229V94L227 95V93H228ZM236 91H237L238 93H237ZM150 92H151V93H150ZM176 92H177V93H176ZM226 92H227V93H226ZM241 92H240V93H241ZM256 92H258V94H256ZM165 93H167V94L169 93V94H168L169 98H167V97H168L167 95H165L166 97H164V98H167V99H168L167 102H164L166 99L163 100V99L161 98V100H160V96H158V95H161V97H162V96H164ZM191 93H192V95H194V96H192V97H195V98H193V99H195V100H192V99L190 98V97H191V95H190ZM203 93H204V94H206V93L208 94V93H209V95L206 94V96H205L206 100H205V98L203 97V95H204ZM211 93H212L213 95H212ZM225 93H226V96H225V95H224V96H225L226 99H228V100L221 98V97H223V94H225ZM240 93H239V94H240ZM249 93L252 94V92H249ZM175 94H176V95H175ZM210 94H211L212 96H211ZM215 94H217V95H215ZM236 94H237V95H236ZM251 94H249V95L252 96ZM181 95H182V97H181ZM196 95H197V96L199 95V97H201V98H198V99H197ZM214 95H215V96H218V95L220 96V99H218L219 102L216 100V102H218V104H216V102H215V105H216L215 107H214V102H213V104H212V99H213V101H214V98H215V97H213ZM249 95H248V96H249ZM257 95H258V96H257ZM147 96H149V95L147 94ZM147 96H145V98H147ZM155 96H156V97L158 96L159 98H157V99H158L159 101H161V102H162V100H163L164 103H161L162 105L159 104V106H158V105L156 104V103H157V102H156L157 100L155 101V98H156ZM210 96H211L212 98H211ZM250 96H249V97H250ZM259 96H260V97H259ZM261 96H262V98H261ZM151 97H153L152 94H151ZM184 97H185V96H184ZM202 97H203V98H202ZM208 97H209V98H208ZM225 97H224V98H225ZM228 97H230V98H228ZM249 97H248V98H249ZM173 98H174V97H173ZM173 98H172V103L170 104V106H168V105L166 106L167 108H169V107H171V109L173 108V105H174ZM207 98H208V99H207ZM210 98H211V99H210ZM217 98H219V97H217ZM217 98H216V99H217ZM148 99H150V96H149ZM190 99H191V100H190ZM245 99H246V98H245ZM253 99H252V98L249 99V102L252 101ZM177 100H174V101H177ZM201 100H205V101L203 102L202 105H201ZM208 100H209V101H208ZM220 100H222V101H220ZM246 100H248V99H246ZM256 100H253V101H256ZM146 101H147V99H146ZM148 101H149V100H148ZM150 101H151V100H150ZM159 101H158V102H159ZM185 101L188 102V104L186 103V105H189V104H190L189 106H191L192 104H193V105L195 104V107H193V108H195V109H191L192 106H191V107L186 106V105L184 104ZM190 101H191V102H190ZM196 101H197V103H196ZM206 101H208V103L211 101V102L209 103L210 105H208V103H207ZM226 101H227V102H226ZM253 101H252V102H253ZM194 102H195V103H194ZM249 102H248V103H249ZM261 102H263V101H260V100H259V104H260V106H261ZM166 103H167V104H166ZM176 103H177V102H176ZM254 103H255V102H254ZM257 103H258V102L256 101L255 104H257ZM149 104H150V103H149ZM172 104H173V105H172ZM204 104H205V105H204ZM259 104H257V107H258ZM155 105H157L158 107H155ZM171 105H172V106H171ZM211 105H212L214 108H211V107H212ZM226 105L229 106V107H227ZM232 105H233V106H232ZM235 105H236V106H235ZM246 105H248V106H246L247 108L250 107V105H251V107H250L251 109H252V107H254V106L256 107V105H252L251 102H250V104H246ZM175 106H176V105H175ZM180 106L178 107V109L180 108ZM197 106H199V107H197ZM208 106H209V107H208ZM210 106H211V107H210ZM220 106H221V105H220ZM231 106H232V107H231ZM238 106H239V107H238ZM242 106H243V105H242ZM242 106H241V109H240V110H241V111H244ZM263 106H264V105H263ZM263 106H262V108H263ZM200 107H201V110H200ZM207 107H208V108H207ZM218 107H217V108H218ZM196 108H197V109H196ZM198 108H199V109H198ZM210 108H211V109H210ZM236 108H235V109H236ZM250 108H249V109H250ZM155 109H154V112H155V113H156V112L158 113L159 111H156ZM158 109H157V110H158ZM171 109L168 110V109L165 108L164 110L169 112ZM235 109H233V111H235ZM244 109H245V106H244ZM259 109H260V107L257 108V111H259ZM144 110H143V111H144ZM173 110H174V108H173ZM173 110H172V111H173ZM175 110H176V108H175ZM175 110H174V111H175ZM179 110H180V109H179ZM179 110H177V111H179ZM181 110H180V112H181ZM189 110H190V111H189ZM191 110H192V111H191ZM197 110H199V112H198ZM203 110H205V111H203ZM240 110L238 109L237 112H238V111L241 112ZM246 110H247V109H246ZM260 110H261V109H260ZM263 110H264V108L262 109V111H263ZM152 111H153V110H152ZM172 111H171V112H172ZM177 111H176V112H177ZM201 111H203V113L205 112V114L202 113V114H203V115H202V118L199 117V115H201V113H200ZM208 111H207V112H208ZM213 111H212V112H213ZM219 111H220V110H219ZM249 111H250V110H249ZM255 111H256V108H255ZM146 112H148V111H146ZM154 112H153L152 116H150V114H149V112H148V114H149L148 117H149V116H150V117H153V115L155 116ZM168 112H165V113L168 114ZM180 112H179V115H177L178 112L176 113L175 118H177V116H178V118H179L181 115L183 116V114L180 113ZM214 112H213V115H214ZM217 112H218V110L216 111V113H217ZM235 112H236V111H235ZM237 112H236V114H237ZM247 112H248V111H246V115H247ZM251 112H252V111H251ZM253 112H254V111H253ZM150 113H151V111H150ZM169 113H170V112H169ZM174 113H175V112H174ZM190 113H191V115L193 116V117L191 116L192 120H191V118H190ZM216 113H215V114H216ZM243 113H244V112H243ZM254 113H255V112H254ZM146 114H147V113H146ZM146 114H145V112H144V115H146ZM171 114H173V113H171ZM219 114H220V113H219ZM222 114H221V117H223ZM234 114H235V113H234ZM248 114H249V113H248ZM255 114L257 115V113H255ZM258 114L261 115V113H259V112H258ZM263 114H264V111H263ZM157 115H158V114H157ZM169 115H170V114H169ZM173 115H174V114H173ZM173 115H172V116H173ZM206 115H205V117H206ZM213 115H211V116H213ZM238 115L241 116L242 114H241V113H240V114L238 113ZM238 115H237V116H238ZM249 115H250V114H249ZM249 115H247V116H249ZM163 116H164V115H163ZM170 116H171V115H170ZM172 116H171V117H172ZM186 116H187V114H186ZM216 116H217V115H216ZM216 116H213L212 118H210V123L213 124V125H211V128H214V127H216V126L219 124V123H218V124L216 123V122L218 121V119H217ZM243 116H244V115H243ZM247 116H246V118H247ZM252 116H254V117H252ZM144 117H145V116H144ZM150 117H149V118H150ZM161 117H162V116H161ZM214 117H215L216 120H217L216 122H214V123H216V126L214 125V123H212L213 121H215V118H214ZM241 117H242V116H241ZM244 117H245V116H244ZM251 117H252L253 119H252ZM251 117H250V118H251L250 120L253 121V120L255 119V115L253 114V115H251ZM256 117H257V116H256ZM149 118H148V119H149ZM169 118H170V117L168 116L167 120H168ZM172 118H173V117H172ZM172 118H170V120H171ZM175 118H174V119H175ZM182 118H183V117H182ZM182 118L180 117V119H182ZM198 118H197V120L194 118V120H196V122H197V121H198ZM206 118H207V117H206ZM206 118H205V120H207ZM224 118H225V117H224ZM224 118H223V119H224ZM228 118H229V116L226 118V120H227ZM231 118H232V117H231ZM236 118H238V117H236ZM239 118H240V117H239ZM239 118H238V120H239ZM246 118H245V119H246ZM258 118H259V117H258ZM263 118H264V117H263ZM150 119H151V118H150ZM153 119H156V117H153L152 120H153ZM163 119H164V118H163ZM174 119H172V121H174ZM200 119H199V121H200ZM212 119H214V120H212ZM223 119L221 118L220 120H223ZM241 119H242V118H241ZM243 119H244V118H243ZM260 119H261V118H260ZM260 119H259V120H260ZM143 120H145V118H143ZM152 120H151V121H152ZM175 120H176V121H174V122H172V123H171L170 121H167V122L171 123V125H172V124L174 125V124L176 123V125H175V133H173V132H174V130H173V129H174V128H173L174 126L172 125V126H171V129H170L169 131L171 132V131L173 130V132H172L173 134H172V133L169 134L168 131H165L166 129H164L165 132L161 131L160 129H157V131H154V134H156V132H158V131L160 130V131L163 132V133H166V132H167V133L169 134V136H170V135L173 136L174 134L176 135V133H179V131H176V129H177L176 127H178L177 130H180V129H181V128L179 129V126H177V125L180 124V125L183 126V124H181V123L183 122V119H182V120L175 119ZM177 120H178V121H177ZM185 120H184V121H185ZM194 120H193L192 122H193L194 124H196V126H194V124H193L192 128L190 127V126H191L190 121H189V123H187V121H186V123H185L186 125L190 124L189 127H188V128H190V130H192L193 127H194V128L197 127V129H198V127H199L198 125H200L199 123H200L201 121H200V122L198 121L199 123L197 122V123H198V124H197L196 122H194ZM208 120H209V119H208ZM211 120H212V122H211ZM233 120L231 119L230 121H226V124H225V121L223 120L224 123H223V124L220 123V125H221V124H222V125L225 124V128H228V126L230 125L229 123H232L231 121H233ZM238 120H237V122H238ZM250 120H248V122L245 121V120H244V121H245L246 123H249V122L252 123V121H250ZM145 121H148V120L146 119ZM151 121H150V122H151ZM235 121H234V123H236ZM257 121H258V119H257V120H254L253 123L255 122V123L257 124V126H258V122H257ZM177 122H179V123L177 124ZM192 122H191V123H192ZM218 122H220V121H218ZM227 122H228L229 125H227ZM239 122L241 123V122H243V120H242V121L240 120ZM260 122H261V121H260ZM262 122H263V121H262ZM165 123H166V121H165ZM183 123H184V122H183ZM203 123H204V122H203ZM203 123H201V124H203ZM208 123H209V122L207 121V124H208ZM240 123H239V124H240ZM250 123H249L248 127H249L250 125L253 126V124H250ZM255 123H254V125H255ZM244 124H245V123H244ZM244 124H243V125L241 124V125L244 127ZM163 125L165 126L164 123L161 124V126H163ZM166 125H168V124L166 123ZM204 125H205V124H204ZM204 125H203V126H204ZM226 125H227V126H226ZM234 125L236 126V124H234ZM237 125H238V124H237ZM263 125H264V124H263ZM263 125L261 126V123H259L260 129H259V127L256 128V132H257V130L259 129L258 132H257L258 134H256V135H261V137L264 136V135L260 134L261 132L264 133V126H263ZM145 126H147V128H148L149 126H151V124H150V123H149V124H148V123L146 124V122H145L144 127H145ZM161 126L159 125L158 128H160ZM164 126H163V128H164ZM203 126H201V128H202ZM209 126H210V125H209ZM212 126H213V127H212ZM231 126L233 127V124H231ZM252 126H250L249 128H251ZM255 126H256V125H255ZM257 126H256V127H257ZM167 127H169V126H167ZM180 127H181V126H180ZM184 127L186 128L185 125H184ZM239 127H240V126H239ZM243 127H242V128H243ZM248 127H246V124H245V128L249 130ZM261 127H263V128H261ZM152 128H153V127H151L150 129H152ZM172 128H173V129H172ZM182 128H183V127H182ZM188 128H187V130H188V132H189L190 130H189ZM207 128H209V127H207ZM207 128H206V125H205V126L203 127L204 130L202 129V136H201L202 141H201V142H203V141L205 140V138H206V140H207V138H208L209 141H206V140H205V142H210V143H206V144H208V146H210V145H211V140H210V137H207V135L209 136L208 131L211 132L212 129H211V130H208ZM222 128H224V126H223ZM222 128H221V129H222ZM225 128H224L223 131H222L223 133H224ZM233 128H234V127H233ZM236 128L238 129V127H236ZM236 128H234V130H236ZM242 128H239V129L241 130ZM245 128H243V130H245ZM144 129H145V132H144V138H145V135H147V134H145V133H148V134H149L150 131H152V130H149V128H148V130H149V131H148V130L146 129V127H145ZM155 129H156V128H153V130H155ZM167 129H169V128H167ZM205 129H207L208 131L205 130ZM218 129H219V128H218ZM218 129L216 128V129L212 130V132H211L212 138H213V134L216 133V132H214V131H215V130L217 131ZM231 129H232V128H231ZM253 129H255V127H254V128L252 127L251 132L253 133V131H254V134H255V130H253ZM146 130H147L148 132H147ZM185 130H186V129H184L183 131H185ZM198 130H199V132H200V127H199ZM228 130H230V129L228 128ZM228 130H227V131H228ZM240 130H238V132H236V134L234 133L233 130L229 131V133H230V132L232 133V131H233L232 134H234L236 137H237V135L240 137V140L238 139V140L240 141V143H239V144H240V147H239V148H242V146H243V147L245 146L244 149H246V148L248 149V147H249V149H250V146L252 147V145H250L247 141H249V139H250L249 142H250V143L253 142V141H252V138H253V137H255V138H253V139H255L254 143H255V142H257V143H261V141H262V144H264V137H262V138H263L262 140L259 139V140H260V141H259V140L257 139L258 141H256V135H254L252 138H250V135H249V134H251L250 130H249L248 133H246L248 130H246V132L243 131V130H241V131H243V132L246 133V134L243 133V135H242V134L240 135V133H242V132H240ZM260 130H261V132H260ZM262 130H263V131H262ZM180 131H182V130H180ZM193 131L199 133V132L196 131L195 129H193ZM193 131H192V133H193V135H194V132H193ZM203 131H204V132H203ZM206 131H207V135H206V137L204 138V135H205ZM152 132H153V131H152ZM219 132H220V131H219ZM219 132H218V133H219ZM259 132H260V133H259ZM159 133H160V132H159ZM167 133H166V134H162V133H161L162 135L159 134V136L162 137V140H163V141H164V139H165V140L167 139V136H168ZM183 133H184V134H183ZM183 133H182V134L179 133V134L182 135L183 137H184V135H185L186 140L188 141V140H189V138H188L189 136L187 137L188 133H187V132H186V133L183 132ZM192 133H191V135H192ZM218 133H216L217 137H218ZM227 133H228V132H227ZM227 133H226V131H225V133H224V136H225V139H226V140H227L226 137L229 136V133H228V135L226 136ZM179 134H178V136H176V137H177V142L175 141L176 144L179 143V142L182 140V139H181L182 137L179 136ZM186 134H187V135H186ZM199 134H200V133H199ZM199 134H196V133H195L194 136L192 135V136H193V140H194L196 137H198V136L201 135V134H200V135H199ZM220 134H221V133H220ZM220 134H219V135H220ZM232 134H231V135H232ZM152 135H153V133H152L151 135L149 134L148 136L150 137V136H152ZM157 135H158V134H157ZM163 135H165V136H163ZM175 135H174V136H175ZM189 135H190V132H189ZM191 135H190V136H191ZM216 135H214V138H215L214 140H215V141H216V139L219 140V142H218L217 144H216V143L214 144L215 141H213V139L211 138V139H212V144L215 145L214 147H217V145H218L219 143L221 144L220 141L223 140V138H222V134H221V140L219 139L220 136H219V138H216V137H215ZM234 135H233V136H234ZM244 135H245V136H244ZM246 135H247V137L249 136L248 139H247V138L244 139V137H246ZM148 136L146 137V139L148 138ZM153 136H155V135H153ZM153 136L150 137L151 139H149V138H148V139H149V140H152V139L154 138ZM174 136H173V137H174ZM192 136L190 137V141H189L190 143L185 141V137L183 138V139H184L183 141H185L186 143H189V146H190V147H188L187 150H189V148H190L191 150L196 148V150H193V151H191V150H189V152L186 151L187 154H185V155H188V156H187V157H188V160H189L190 153H192L191 155H195V154L198 152V155H199V154H200V155L202 154V155L204 156L205 153H201V152H206V151L204 150L205 146H204V148H203V147L201 148V146L205 145V142H204V143H201V144H203V145H201V144L199 143V141H196V140H198V139H196V140L193 141V140H192ZM233 136H230V137H232V138L234 139L235 137H233ZM241 136H242V137H241ZM251 136H252V134H251ZM160 137H159L160 141H159V139L157 138V136L155 137V139H153V142L149 141L151 144L153 143V145H152L153 147H154L155 145H156V147H157V144H156V143H158V142H163V141L161 140ZM165 137H166V138H165ZM178 137H179V139H181V140H179ZM202 137H203V138H202ZM230 137H229V138H230ZM144 138H143V139H144ZM156 138H157V142L155 141ZM168 138H169V137H168ZM170 138H171V136H170ZM198 138H200V137H198ZM241 138H243V141H241ZM257 138H259V137L257 136ZM172 139H173V138H172ZM246 139H247V140H246ZM62 140H63V139H61L60 141H61V142H65V143L63 144V145L65 146L64 148H66V144H67V147H68V143H67L66 141H64V140L62 141ZM144 140H145V139H144ZM167 140H168V139H167ZM167 140H166V142H167L166 144H167V145H166L165 143H162V144H165V147L160 146V145H162L161 143H160V145H159L160 147L164 148V150H163L164 152H165V148H166V146H169L170 143H172V142H168ZM175 140H176V139H175ZM178 140H179V142H178ZM238 140H237V141L234 140L233 144H236L237 142H239ZM244 140H245L247 143L244 142ZM145 141H146V140H145ZM170 141H171V139H170ZM173 141H174V140H173ZM191 141H192V144H191ZM146 142H147V141H146ZM146 142H144V143H145V146H147V144H148V143H146ZM193 142H196L197 144L194 143V144H195V146H194ZM227 142H228V141H227ZM231 142H232V139H231ZM235 142H236V143H235ZM181 143H182V142H181ZM181 143L179 144V145H181V146H179V147L182 148V145L185 144V143H183V144H181ZM223 143H224V142H223ZM225 143H226V141H225ZM225 143H224V145H227V144H228V143H226V144H225ZM229 143H230V139H229ZM245 143H246V145H242V144H245ZM257 143H256V144H257ZM154 144H155V145H154ZM158 144H159V143H158ZM190 144H191V145H190ZM199 144H200V146H199ZM220 144H219V145H220ZM239 144H236V145H239ZM247 144H249V145L247 146ZM251 144H253V143H251ZM148 145H149V144H148ZM171 145H172V144H171ZM171 145H170V146H171ZM177 145H178V144H177ZM185 145H188V144H185ZM185 145H183V146L186 147ZM192 145H193L194 148H193V147L191 148ZM196 145H197V147H196ZM219 145H218V147H220ZM230 145H232V144H230ZM241 145H242V146H241ZM152 146H151V147H152ZM159 146H158V148H160ZM208 146L205 148L206 150L208 149ZM232 146H233V148H235V150L237 151V147H238V146H237V147H234L235 145H232ZM246 146H247V147H246ZM260 146H261V145H260ZM151 147H150V148L148 147V150H149V149H152ZM156 147H154V149L157 150ZM177 147H178V146H176V148H177ZM179 147H178V148H179ZM198 147H199V148H198ZM218 147H217V148H218ZM228 147H229V146H228ZM228 147L226 146V148H228ZM256 147H257V148H256ZM261 147H263V148L259 151L258 149H260V148H258L257 145L255 146V149H257V150L259 151L260 154H262L261 151H263V149H264V146H263V145H262ZM171 148H172V147H171ZM224 148H225V147H224ZM231 148H232V147H230V148H228V149H225V150H226V151L228 150V152H230L229 150H231V152H232V149H231ZM239 148H238V151L240 150ZM253 148H254V145H253ZM146 149H147V148H146ZM154 149H153V150H154ZM182 149H183V148H182ZM184 149H185V148H184ZM198 149H199V150H198ZM202 149H203V151H202ZM209 149H210V147H209ZM213 149H214V148L212 147V151H216V148H215L214 150H213ZM220 149H221V147L219 148V151H220V152L223 151L224 153H228V152H225L224 150H220ZM242 149H243V148H242ZM247 149H246V151H247L246 155H250V152H249V150H247ZM251 149H252V148H251ZM251 149H250V151H252ZM67 150H71V148L69 149V147H68ZM156 150H154V151H156ZM161 150H162V149H161ZM166 150H168V149L166 148ZM169 150H170V148H169ZM171 150H172V149H171ZM180 150H181V149H180ZM257 150H256V151H257ZM151 151H152V150H151ZM151 151H150V152H151ZM154 151H152V152H154ZM158 151H159V149L157 150V152H158ZM178 151H179V150H178ZM178 151H177V153H178ZM184 151H185V150H184ZM195 151H197V152H195ZM199 151H200V153H199ZM209 151H210V150H209ZM212 151H210V152H212ZM219 151H218V149H217V153H218ZM238 151H237V152H238ZM241 151H242L243 154H244V151H245V150H244V151L241 150ZM164 152L160 151V153H164ZM167 152H168V154H169V151H166V153H167ZM173 152H176V151H175V147H174V151H173ZM173 152L171 151L170 154H173ZM181 152H182V151H181ZM233 152H234V150H233ZM253 152H255V151H253ZM166 153H164V154H166ZM177 153H175V154H177ZM183 153H185V152H183ZM183 153H182V156H185ZM188 153H189V154H188ZM194 153H195V154H194ZM207 153H208V152H207ZM234 153H235V152H234ZM238 153H241V152H238ZM263 153H264V152H263ZM179 154H181V153H179ZM256 154H258V153H257V152H255V154H254V153H253V154L251 153V155H255V156L253 157L252 161H254V158H255V162H253V163L255 164L254 167H257V168H258L259 165H260V167H259L256 171L259 172V173H261V172L258 171V170L260 169L262 172L264 171V170H263L264 168L262 167V166H264V155L260 156V155L258 154V155L261 157V158H260V157H259L258 155H256ZM200 155H199V156H200ZM205 155H206V154H205ZM101 156H102L103 158L106 157L105 154H100V155H98V158H100ZM104 156H105V157H104ZM196 156H197V155H195L194 157L192 156L193 158H190V159H193V160L195 161V163H194L193 161L189 160V161H191V163L193 162V164L190 163L191 165L196 164V159L198 158V156H197V158H196ZM257 156H258V159L256 160ZM187 157H185V158H186V163L188 162ZM201 157H202V156H201ZM204 157H205V156H204ZM194 158H195V159H194ZM206 158H207V156H206ZM259 158H260V159H259ZM262 158H263V160H262ZM198 159L200 160V157H199ZM204 159H205V158H204ZM258 160H259V162H258ZM201 161H203V159H202ZM201 161L198 162V163H201ZM206 161H207V159H206ZM261 161H262V162H261ZM249 162H250V161H249ZM188 163H189V162H188ZM198 163H197L196 165H197V166L200 165V166H199L200 168H201V165H202V168H203V165H205V164H198ZM206 163H207V162H206ZM251 163H252V162H251ZM190 164L188 165V167H190ZM249 164H250V163H249ZM249 164L247 163V165H249ZM258 164H259V165H258ZM245 165H246V164H245ZM252 166H253V164L250 165V168H252V169H251L249 172H248L249 167H247V170H246V171H247L248 174H250V173L252 172V174H250V175H252V177H254L253 175H254V173H255V177L258 178V176H256V175H257V174H256L257 172H256V171H255V172L253 171V170L256 169V168H253ZM194 167L196 168V166H194ZM199 167H198V168H199ZM195 168H192V167H191L190 169H191V171H192V170L195 169ZM198 168H197V169H198ZM202 168H201V169H202ZM48 169H49V170H48ZM48 169H47L48 171L52 170V169H50V167H49ZM201 169H198V170H200V171L202 172L203 169H202V170H201ZM188 170H189V168H188ZM191 171L189 170V172H191ZM200 171L195 170V172H198V175L201 174ZM93 172H95V171L93 170ZM93 172L91 171V174H92V175H93ZM192 172H193V171H192ZM193 173H194V172H193ZM199 173H200V174H199ZM259 173H258V174H259ZM88 174H90V172H89ZM189 174H190V173H189ZM196 174H197V173H196ZM192 175H193V174H192ZM192 175H191V176H192ZM194 175H195V174H194ZM263 175H264V173H263ZM263 175H261L262 178H263ZM94 176H95V175H94ZM246 176H247V175H246ZM197 177H199V176H196V177L194 176V178H192V179H195V178H197ZM252 177L250 176V179H251L250 181H254V180H255V177H254V179H253ZM259 177H260V176H259ZM261 177H260V178H261ZM257 178H256V181H257ZM260 178H258V180H259ZM95 179H96V181H97V180H100V179L97 178V177H96ZM198 179H200V178H198ZM198 179H197V180H198ZM248 179H249V178H247V181H249ZM252 179H253V180H252ZM195 180H196V179H195ZM197 180H196V181H197ZM260 180H262V179H260ZM192 181H193V180H192ZM196 181H195V182H196ZM215 182H216V181H215ZM254 182H255V181H254ZM259 182H260V181H257V182H255V184H258ZM261 182L264 183V179H263V181H261ZM261 182H260V184H258L259 186L261 185ZM193 183H194V181H193ZM212 184H214V183L208 184L209 186L206 187L207 190H208V188L210 187V185H212ZM215 184H216V183H215ZM215 186H216V185H215ZM256 186H257V185H256ZM259 186H258V187H259ZM262 186H264V185H262ZM102 187H103V188L105 187L104 189H106L107 191H109V190L111 189V187H110V189H109V186H102ZM211 187H212V186H211ZM213 187H214V186H213ZM103 188H101V190H102ZM200 188H201V190H200V189H197V188H195V190L197 189L196 191L202 192V191H203V188H202V187H200ZM206 188H205V189H206ZM262 188H263V187H262ZM104 189H103V191H104ZM108 189H109V190H108ZM212 189H213V188H211V191H214V190H212ZM259 189H260V188H259ZM263 189H264V188H263ZM263 189H260V190H263ZM106 190H105V191H106ZM209 190H210V189H209ZM105 191H104V194H105V195L102 194V195H104V196L101 195V196H100V199H99V197L97 198L96 196H95L96 199H95L94 197H92V196H91V197H87V198H86L87 201H86V199H84V200H85L84 203H83V204L85 205L84 208H85L86 210H87V208H88V209H89V208L91 209V207H92L93 205L90 206V204L88 203V201H89L90 203L93 202V204H97V203H98V202H96L97 199H98L97 201H99V202H103V203H106V202H107V203H108V201H107V200H108V199H107L108 195L106 194L107 192H105ZM196 191L194 192L195 195L197 194ZM207 192L212 193V196H213V197H212L211 195H210V197L213 198L214 200L216 199V198H214V195H215L216 193H213V192H210V191H207ZM207 192H206V193H207ZM263 192H264V191H263ZM263 192H262V193H263ZM202 193L204 194L205 192H202ZM228 193H229V192H228ZM207 194H208V193H207ZM213 194H214V195H213ZM229 194H230V193H229ZM243 194H246V193H243ZM247 194L251 196L252 193H247ZM254 194H256V192H255ZM257 194L260 196L259 192H258ZM263 194H264V193H263ZM106 195H107V197H106ZM208 195H209V194H208ZM224 195H225V194H224ZM224 195L221 196L222 199H225V200H222V199H221V201L224 202V204L221 203V202L219 201L220 199L218 198V197H219V196H218V197H217L218 199H216L217 202H216L215 205L218 204V201H219V205H221V204H222V205H226V206H227V210L225 209L226 207L224 208L226 211L223 209V210H224V213H226V212L229 211L228 209H230V208H229V206L227 205L228 202L225 204V202L228 201V200H226V197H225L226 195H225V196H224ZM230 195L232 196V194H230ZM230 195L227 196V199H230V198H231ZM233 195H234V194H233ZM248 195H246V196H248ZM261 195H262V194H261ZM203 196H204V195H202V197H203ZM243 196H244V195H243ZM246 196H245V197H246ZM250 196H249V197H250ZM262 196H263V195H262ZM104 197L107 199L106 201L104 200V199H105ZM205 197H206V196H205ZM207 197H209V196H207ZM223 197H224V198H223ZM229 197H230V198H229ZM233 197H234V196H233ZM253 197L256 199V200H255V199L253 198V199H252L253 202L250 200V199L252 198V196H251V198L246 197V198H248V199L250 200V203H249V204H251V203L253 204V203H255V201H258V199H257V195H256V196L253 195ZM88 198H89V199H88ZM90 198H92L93 201H92V199H90ZM196 198H197L198 200H196ZM211 198H208V199H211ZM246 198H245V199H246ZM203 199H204V198H203ZM205 199H206V198H205ZM213 199H211L212 202H214ZM233 199H234V198H232L231 201H233ZM240 199H241V198H240ZM259 199H260V198H259ZM102 200H103V201H102ZM195 200H196V201H199V198L196 196V197H195ZM195 200H194V201H195ZM200 200L202 201V199H200ZM216 200H215V201H216ZM234 200H235V199H234ZM254 200H255V201H254ZM262 200L264 201L263 197L261 198V202H262ZM201 201H200V202H201ZM238 201H239V200H238ZM238 201H237V202H238ZM241 201L244 202L243 199L240 200V202H241ZM245 201H246V200H245ZM212 202L209 203V204H210V205H213V207H214V203H212ZM240 202H239V203H240ZM248 202H249V201H248ZM259 202H260V200H259ZM259 202H256V203H259ZM229 203H230V202H229ZM231 203H232V202H231ZM234 203H235V202H234ZM244 203H245V202H244ZM244 203H241V204H242V207H243V205H245ZM87 204H88L89 206H88ZM91 204H92V203H91ZM203 204H204V200H203ZM232 204H233V203H232ZM232 204H229L230 207H231V206H234V207H235L236 205H238V204H236V205H232ZM246 205H248V204L246 203ZM201 206H202V203H201ZM203 206H204V205H203ZM205 206H206V205H205ZM238 206H240V204H239ZM238 206H237V207H238ZM252 206H253V205H252ZM218 207H219V206L217 205V208H218ZM223 207H224V206H223ZM234 207L231 208V209L234 210V211L232 210V211H233L232 213H235V212H236L235 210H237L238 208H240V207H238L237 209H236V208L234 209ZM242 207H241V208H242ZM244 207L248 208V206H244ZM249 207H250V206H249ZM92 208H93V209H94V208L96 209L97 206H95V207L93 206ZM217 208H216V209H217ZM220 208H221V209H220ZM246 208H245V209L243 208L244 211H243V210H241V211L239 210V211H240V212L243 211L244 214H245V213L248 214L247 212L250 211L251 208H249V210L245 212V210H247ZM197 209H198V208H197ZM200 209H201V207H200ZM202 209H204V207H203ZM218 209L222 210V207H219ZM231 209H230V210H231ZM223 210H222V213H221V211H219V210H218L217 213L220 212L222 216H223V215H227V214H224V213H223ZM194 211H195V210H194ZM213 212H214V209H213ZM213 212H212V214H214ZM229 212L231 213V211H229ZM194 213H195V212H194ZM204 213H206V212H204ZM217 213L214 214V215H217V216H215V217L217 218V217L219 216L218 218H219L220 220H222V219L220 218V216H221L220 213H219V214H217ZM230 213H228V215H229ZM237 213H239V212L237 211ZM237 213H236V214H237ZM196 214H197V213H196ZM196 214H194V215L196 216ZM244 214H243V215H244ZM204 215H205V214H204ZM232 215H233V214H231V216H232ZM212 216H213V215H211V217H212ZM233 216H234V215H233ZM236 216H237V215H235L234 218L238 219ZM240 216H241V215H240ZM203 217H204V216H203ZM208 217H209V216H208ZM208 217H207V218H208ZM215 217H214V218H215ZM242 217H243V216H242ZM245 217H247V215H246ZM245 217H244V218H245ZM212 218H213V217H212ZM218 218H217V219H218ZM222 218H224V216H223ZM225 218H226V217H225ZM227 218H228V219L225 221L226 223H224V220H225V219L222 220L224 224H227V221L230 220L229 217H227ZM244 218H242V219H244ZM195 219H197V216L195 217ZM208 219H209V218H208ZM217 219H216V220L213 219V220H214L215 222H217ZM236 219H235V220L233 219V220L236 221ZM203 220H204V222H205V225L207 224L206 226L212 224V223L208 224V222L206 223V219H205V218H203ZM203 220H202V222H203ZM213 220L210 218V222H213ZM231 220H232V219H231ZM231 220H230V221H231ZM241 221H243V220H241ZM241 221L239 220V221H237V223H239V222H241ZM232 222H233V221H232ZM232 222H230V223H232ZM217 223H218V222H217ZM217 223H216V224H217ZM228 223H229V222H228ZM233 223H234V222H233ZM213 224H215V223H213ZM213 224L210 225V227H211L212 229H214V227H215V225H213ZM227 225H228V224H227ZM230 225H231V227L233 228V230L235 231V230H236L235 227H237V225H236L235 227L232 226V224H230ZM230 225H229V226H230ZM233 225H234V224H233ZM195 226H196V224H195ZM202 226H203V228L205 227L204 225H202ZM212 226H214V227H212ZM197 228H198V227L196 226V229H197ZM207 228L209 229V227H207ZM211 228H210V229H211ZM216 228H217V227H216ZM199 229H200V228H199ZM208 229H207V230H208ZM210 229H209V231H210ZM200 230H201V229H200ZM215 230H216V229H215ZM219 230H220V229H219ZM204 231L206 232V230H204ZM213 231H214V230H213ZM216 231H218V230H216ZM234 231H233V232H234ZM70 232H71V231H70ZM211 232H212V230H211ZM73 235H74V234H73ZM71 236H72V235H71ZM66 241H67V240H66ZM66 243H67V242H66ZM70 243H71V241H70ZM62 247H65V246H62ZM61 250H63V248H61ZM64 250H65V252L67 253V251H66V250H67V247H65ZM64 250H63V251H64Z\"/></svg>", "mask_w": 264, "mask_h": 264}]
</instances>
